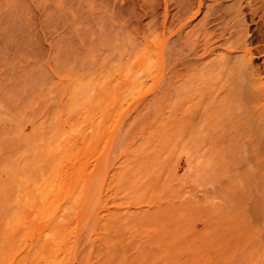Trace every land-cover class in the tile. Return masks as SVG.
I'll return each instance as SVG.
<instances>
[{"label": "bare ground", "instance_id": "obj_1", "mask_svg": "<svg viewBox=\"0 0 264 264\" xmlns=\"http://www.w3.org/2000/svg\"><path fill=\"white\" fill-rule=\"evenodd\" d=\"M6 1H7V3H5V4H8L9 2H10V4H12L13 2H14V4L19 3L18 0H16L17 2L15 0L14 1L13 0L12 1L6 0ZM161 1H162V6H161L162 7V12H161L162 18H161V23H160L161 33H160L159 37H156L153 34V36H155L156 38H160V42H161V43L159 42L161 45V51L159 50V53H160L159 56L161 58L159 57V61L161 62V60H162V67L160 64L161 68L159 70V71H161V74L159 73V77H160V75H161V77L160 78L158 77L160 80L158 79V82H157V83H159V81H160V83L158 85L155 83L156 86L160 89V91H159V89L157 90L158 95L159 94L160 95L159 96L157 95V97H159V99H157V97H156V99L155 100L153 99V101H152V104L154 103L153 104L154 107L152 106L151 113L154 111L155 107L157 109V110L155 109L156 111H154L152 113L153 116L151 115L153 118H155V120L151 121L152 124L148 120V122L150 123V126L155 124L156 127L154 125L153 126L154 130H152V128H148L149 130L151 129V131H149V130L147 131V129L145 128L146 127L145 125H147L148 127H149V125L147 123L143 122L142 126L140 125L141 126V129H140V133H141L140 135L141 136L140 137H142V139L144 140L143 142H146V143L149 142L148 143L149 145L153 143V140H154L153 138L154 137L157 138L159 135L162 138L164 136L165 141L167 140L166 143L168 141L170 143L173 141L172 142L173 144L171 143L172 144L171 145L169 143V145L171 148L173 147L171 149L173 151L176 150V148L178 149L177 153L179 152L180 158H178L177 163L180 161V159H182V156H183L185 159H182V160H183V162L185 161L184 164H186L188 166V168H189L188 171L190 170V172H187V174L188 173H190V174L187 175L185 173L186 175H184L183 171L185 169L183 168V171H181V172H182V175H184V176L180 175L181 176L180 178L175 179L177 181V186H176L177 191H174V193L173 192L170 193L168 190H170L172 188L171 186H174L173 184H171L169 182L170 178L169 179L166 178L167 174L165 175V173H164L165 178L160 177L161 176L160 173L162 170H163V172H167V170L170 171V169H171V168L167 169V166H170V165L165 166L164 163L161 162L162 160H160L163 158V155L162 156L159 155L161 152L164 151L166 153L168 151H171V150H169L170 147L167 148L169 145L168 144L166 145V143H164L165 142L163 140L164 138L163 139L160 138L163 140V141H161V140H159V137H158V139H156V141L159 140V142L157 141L158 143L154 140L157 143V145H159L158 147L161 148V152H159V154L157 153L158 152L157 150L159 148H157L156 143L155 142L153 143L154 146H156V147L150 145L153 147V150H154V153H152L153 154L152 156H151V154L149 155V153L152 152V150L149 151L150 146L147 145V146H149L147 148V149H149V150H147L149 152L147 153V151H144V152L142 151L143 149H145L143 146L144 145L146 146V144L144 143L143 146L141 144V146L143 147L141 149V151L144 154L147 153L146 154L147 157H149V159L152 160L151 162H150V160L148 162H146L147 160L144 162L143 158H141L144 154L141 157H139V158H141L140 162L145 163V164L143 163V165H145L144 167H147V165L151 166L152 164L154 165L155 163H158L157 165L154 166V168H156V169H154L153 166L147 167V170L149 168V171L151 170V173H153V174L155 173V177L153 179H152V177L154 175H152L150 173L149 177H151V179L148 177L149 178V180H148L147 174L149 172H147V174H145L143 176V174H142L143 171H139L140 169L138 168V166H136L134 163L128 162V159H129V156L127 155L128 153H123L124 149L126 148V145L129 146V148L131 146V143H130V145L126 144L123 146L122 144L124 142L123 143L119 142V141H121V139H125L126 133H124V131H123V133L121 134V137H122L121 138L120 135L117 136L116 132H114L113 135L116 134L115 138H116V136L118 137L115 140L112 138L113 135H110L111 137L108 136L107 133H109L110 131L108 130L107 127H109V129H110V126H112V124L111 123H110V125L107 124V122H106L107 120L105 117L110 116L112 118V119L108 120V123L112 120H117V119H118L117 123H119L120 122L119 120L123 116L120 115V113H118L119 112L118 106L121 104V103L119 104L118 102H121L120 100H121V98H123V95L127 94L126 95L127 97H129V96L131 97V95L134 94L131 91V86L129 87V84H130L129 80H131V79H129V78L125 79L124 78L125 74L127 72H124V71L120 72L119 70L117 71V69H122L125 71L127 70V67L125 65L123 66V64H125V63L122 62V60H121L122 57L120 59V57H118V55H115V54H117V52L119 50L123 49V46H120V47L118 46V48H116L115 45L116 44L118 45V41L115 45H113L116 49L112 48L113 46L111 45V43L108 46H111L112 49H107L108 46L106 45L107 46L106 47L104 45L105 43L103 44L100 41L105 46V48L107 50H112V52L114 51L113 52L114 55H113V53H111V56H110L111 51L109 52V54L106 53V52H108L107 50H106V52L104 49H103L104 52L101 51L103 46L101 47V50L97 48L100 45V43L99 44L96 43L98 41V37L96 38L97 41L95 42L97 45H94L95 44V43H93L94 38L92 37L93 39H91V40H92L93 45L91 44V42H89L90 43L89 46L92 45L91 48L89 49V46H88L87 52H86V49L84 50V52L82 51L84 54H87L88 52H90L91 56L90 57L85 56V55L83 56V54L81 52L79 54L81 56L80 57L77 56L78 57L77 58L76 57V55L78 54L77 53L76 55H74L75 57H72V59H73L72 62L74 61L75 58H77V60L75 59L77 64L75 61L73 63L71 61H69V62H71L69 65H67L69 63L67 61H65L67 64L66 63L63 64L64 59L62 58L61 54H60V56L62 59H60L59 58L60 56L58 54V53H62V52H57L58 57H56L54 54V58L56 57L58 60H61V61H58L56 59H53L54 61H58L57 64H56V62L53 61V63H54L53 66L55 67L57 65L56 66L57 68H55V69H58V70L54 69V73L56 72L57 74H55V76L53 74V76L55 78L57 77L56 78L57 80H55L54 83L52 82V85L51 84H50V86L47 85L48 87L54 86L53 88H47L46 87L45 89H42L39 87L40 82H41V84L43 83V85H44V80H47L45 78L46 77L45 74L41 76V78H43V79L40 78L38 81L36 80V78L34 81L31 78H29L31 76V72H34L36 70L38 71V69L33 68L34 71L30 70L31 72H29V74H30V76L28 75L29 76L28 77L29 82L32 80L31 81L32 83H34V84L37 83L38 84V85L36 84L38 86L37 89L39 88L42 90V91L38 90L40 92H37V90H34V88L36 89L35 85H34V88L32 86H30L31 82L28 85V83H27L28 79L26 77L28 74L27 73L28 69H26V67H27L26 66L25 69L27 71L25 70L23 72L22 71L23 69L21 70V72L24 73L23 76L25 77V79L23 78L22 75L20 77V78H23L21 80L22 82H24L27 79L25 86L23 85L24 87L20 88L16 84V86L19 88V90H18V89H16L17 87L15 85H13V83L15 81L13 83L11 82L12 85L15 86V89H16V90L13 89V91H10L11 94L14 96L17 94L16 92L14 94L13 93L14 91H19V93L21 92L20 94H17V96L19 95L18 98L16 96H14V98H12L13 96L8 95V93L5 91L7 93L6 95L4 94L6 97L3 96V94H2V96L4 97V99L5 98L6 99L1 100V99H3V98H1L2 97L1 93H5V92L1 91L3 86L2 87L0 86L1 87L0 88V92H1L0 93V96H1L0 97V100H1L0 101V264H69L70 255H73V252H74V250H72V249L75 248L74 245H76L79 242V240H80V242H82L81 239H83L82 237L84 236V234L86 235L85 236L86 238L89 235H93L92 238H94V240L96 238H98L101 234H102L101 237L103 236L104 232L103 233L100 232L101 234L99 236L97 235L98 237L95 236L97 234V232L100 229H102L101 225H103L102 224L103 218L100 219L98 214H94L91 217V214H93V211L95 212V210H93V211H91V210L93 209V207L98 208L99 207L98 205L100 203L98 202L99 203L98 204L97 202H95L98 205L97 206L94 205V201L97 198H96L95 194L92 195V193H90V190L94 188L95 183L96 184L100 183V181L98 182L99 178H101L103 181L104 180L107 181V179L109 180V178L107 177L108 175L103 174V171L105 169L104 168L105 165H107V168H109L108 164L111 167L113 165L115 159H116V156H114V153H113L114 148L111 147V148H109V150H107L108 147L110 145H112L110 143H113V141L115 144L117 143L116 140L119 142L118 145L121 143L120 146H123L122 147L123 148L122 153H123V155L124 154L126 155L124 158L125 162L123 161V163H124L123 168H126V171L125 170L124 171L128 172L129 170H127V166L130 168V167H132L131 165L133 164L135 166V168L137 167L136 169H138V171L140 172V173L138 172V176L140 178L137 176L136 180H138V181L140 180L141 182L139 181V183L141 184L143 182V179H141V177L142 176H143L142 178L145 177L144 178L145 182H143V183H144V185H146V188L148 186L147 189L151 190V191L147 190L149 192V194L147 193V196H150V197H146V195L143 194V196L141 198H139V200L142 199L141 204L140 203L139 204L142 205L143 199H144V201H147V202L149 200L148 203L144 202V204L149 205V203H151L149 206L148 205H146V206H148V207H150L152 205L154 207H155V205L157 206L155 208L152 206L154 209H150L147 207L148 209L146 211L148 214L149 212L152 213L153 212L152 210H154V212L151 216H152V219L154 220V223H156L155 227L157 230H155V227H153L154 226V223L152 222L153 220L150 219L151 224L153 223L152 228H153V230H155V231H152V233L154 235H155V233L164 234V235L160 234L159 237H161V236L165 237V234H168L169 236L166 235L165 238H162V237L158 238V235L156 234L158 241L156 239L157 244L156 243L154 244V242H153V241H155V239H153L154 235L150 234L151 236L147 240V241H149V242L151 241L153 243V244H150L146 241L142 242L143 240L140 242H138L137 239L133 240V239H135L136 236L133 234L134 232H130L131 237L132 236H135V237L130 238V236H129L130 234H128L129 238L127 237L128 240L125 241L124 237L122 238L123 233L121 231V230L125 229V228H123V225H124L123 223H125V221H123L121 219H120L121 220L120 221L118 218H116V219H118V221L122 222L121 224H123V225L120 224L121 225L120 228L122 227L123 229H120V230L118 229L119 230L118 231V230H116L118 228V226H117L118 224L113 227V224L111 223L112 221L108 222L110 220L107 221L105 219L108 223H110L109 224L110 226L107 225L104 228L109 229V227L110 228L117 227L114 230H115V232H118V235H119V236L116 235L117 233L115 234L113 229H112V231L109 229L111 232H114L113 238H112V236L110 238H108V235L106 233L104 234L107 236L106 237L107 243L104 242V244L106 245V247L104 246L105 250H108L109 247H110V249L114 250L116 248V246H119L120 244H122L120 246H126V244L129 246L130 244H128V243H130L129 241L131 240V243H132L131 246H133L134 248L137 247L136 249L138 251L140 249H142L139 251V253L140 252H143V253L147 252L148 247L150 250L152 249V251L156 250L155 252H152V251L150 252L151 256L155 257V258H152L151 256L148 257V259L152 258V260L154 262V263H150V259L149 260L147 259V257L145 256V253L144 254L143 253H140V254L137 253L138 256H136L137 254L134 255V251H136V252H138V251L135 250L133 247L132 248L134 250L129 251V250H131V248H130L131 246H129L130 249L126 246L129 249L128 250L129 254L132 253V256L133 255L135 256V258L131 256L132 257L131 260L134 258L137 261L138 260L141 261L144 258V263L149 262V264H155V263L156 264H163V263L164 264H173V263L175 264V262H177L178 260L173 262V260L166 258V257L171 256V254H172L171 257H173V254H174L173 252L175 251L174 245H176L174 242H179V244L177 243L178 245H180L182 242L187 243L190 240H188V241L186 239L184 240V237H181V236H183V234H184V236L187 234L193 235L194 233L196 234V230L198 231L197 233L199 234L198 228L195 229V227H192V224H193L192 222L199 220L200 217L198 219L196 218V217H198L199 213H196V212L200 211V213L202 212V214H203L204 209L207 208V206H206V205H208L207 203H209L210 206L208 205L209 207L206 209V210H208L207 211L208 213H206V218H208L212 215L211 214V203L213 204L216 202L214 200H213L214 202H212V198H214V199L217 198V199H219V201L221 200L223 204H224V200H225V204H224L225 207H224V205L222 206V204L220 205V202H216L215 211H214L215 213H213L215 215L214 216L212 215V218L216 217V213L218 216L221 215L220 220H219V218L217 220H216V218H214L212 220V221H214V220L218 221V223L220 222L219 226H221V227L218 228L214 225L216 228L213 230H215V231H211L213 233L210 234L209 230H211V228L208 229V227H207L204 229L203 227H206V226H202L203 230L202 229L200 230V232L202 233V235L200 233L202 238H203V235H205L204 233H206V235H207L208 234L207 232L209 231L210 239H215L218 235H220V234L217 235V233H219L216 231L217 228H218V231L223 233L224 231L219 230L223 227L222 229L229 228L228 232L230 231L229 232L230 237H233L231 235V233H233V232H231V231L236 230L237 232L234 231L236 233V235L234 234L235 239L237 238L238 240H241L244 242L246 240H248V241H246V244H243V243H240L239 241H237V239H236L237 243H234V241L232 239L231 240L226 239V241H227L226 244L228 246H231L232 248H233V246H234V248H235V246H237V250H238V246H239V248L242 247L241 249H243V250L245 249V250H249L252 252L254 250H251L252 248L250 246H248V247H250V249L249 248L246 249L247 246L245 247V245H249L247 243H250L253 247L254 244H252V243H254V241L256 242L255 243L256 245L259 244V243H257L258 240L256 238L259 234L257 236L253 235V234L254 233L257 234V232H258L260 234L262 233V235H259L260 237H262L264 235V0H223V1H225V5L222 2H220V0H211L212 1L211 4L205 3L207 0H197L196 10H193V11L191 10V8L193 5H195L194 0H161ZM56 4H58V2ZM12 5L9 6V4H8L7 7H10V9H11ZM16 5H14V6H16ZM172 6L175 9L174 14L173 13L171 14ZM14 8L16 11V7H14ZM62 8H63V6H62ZM152 9L154 10L153 7H152ZM193 9H195V7ZM203 9H204V12H203ZM8 12H10L9 15H11V13H13L14 11L9 10ZM201 13L202 14L204 13L201 20L198 21V23H196V25H193L192 24L193 21H195V19ZM7 18H9V17L7 16ZM190 26H191V29H189ZM150 28H152V27H150ZM158 28H159V26H158ZM104 29H105V27L103 28V31H104ZM147 30L150 33L148 34V31H147V33H144L142 35L147 34L148 35L147 37L149 38V36L152 35L151 33H153L154 31L151 29L153 31L152 32L149 28ZM121 33H123V32H121ZM121 33L120 32L119 33L114 32V34H117V36L116 35L115 36L118 37V34H119L120 35L119 37H121L122 41H123V37H122L123 34L121 35ZM110 34L107 33V36ZM112 35L110 37L108 36L109 38H107V39L110 40ZM96 36L97 35H95L94 37H96ZM115 36L112 37V41L114 40ZM125 36L127 37V35H125ZM101 37L106 38V35H102ZM126 37H124V43L121 41V43L126 44V46H127V41H129L128 44H130L132 40L135 41V38L131 40V38H129V36H128V38L130 40L128 38H127L128 39L127 40ZM144 37L142 36V38H144ZM83 38H84L83 36H82V39L79 38L80 41L81 40L83 41L85 39V38L84 39ZM102 38H100V39H102ZM146 38H145V40L143 39L144 40V46H142V48L143 47L147 48L148 47L147 44L149 45L150 43H153V41H151V39L149 40L150 41L149 42L148 38L147 39ZM134 41L130 44L131 46L127 47L126 53L124 52L126 55H123V56H126V59H129L130 57L133 58V54L134 55L136 54L135 57H137V59H138L139 54L137 52L140 51L139 53H141L142 55L140 54L139 58H144L147 55V54H145V56H144V53H148L149 50L145 51L144 49H146V48H143V50L145 52L142 53L143 51H141L142 50L141 48L136 47V49H135V47H134V49H135V51H134L133 49H131L133 47L132 45L136 46L137 44L141 43L140 40H138L140 43L135 42L136 44L134 43ZM119 45H121V44H119ZM141 45H143V44L141 43ZM93 46H95L97 49L93 48ZM126 46L124 45L125 48H126ZM121 47H122V49H120ZM138 47H140V46H138ZM92 48H93V50L91 51ZM128 48L130 49L129 52H128V50H129ZM137 49H141V50L138 51ZM148 49H149V47H148ZM99 50L101 51L102 55H103V53H106L104 55L105 64H108L106 62H109L107 60L108 59L107 56L109 55V60L112 64L114 61H115L114 63H116L120 59L121 61L120 62L118 61V63H120V64L116 63V65L118 64V67L121 66L122 68L121 67L117 68V66L115 64H113V66H112V64H109V65H111L116 70H114L112 67L109 68L110 67L109 65H107L109 69L106 68V65H105V67L102 66L103 64L101 63V60H102L103 56L101 55V60L97 58L98 56L100 58V54L97 55ZM131 50L134 51V52L132 51V53H131L132 56L130 55ZM93 51L97 52L95 54L96 56L94 55ZM115 51H117V52L115 53ZM72 53H74V52H72ZM121 54H122V52H121ZM127 54H129V56H130L129 58H128ZM93 55L98 60H96L95 57H93ZM115 56L117 59L115 58ZM50 57H53V56L51 55ZM83 57H85V58L89 57V58H88V60H87V58L85 60ZM81 58H83L86 61L85 64L87 66H88L87 63H89V65L91 64L92 68L95 67L94 70L92 68H89V69L93 70L92 72H91V70H89V71L86 70L87 66H85L84 61L82 63H80ZM113 58H115V60ZM132 58H130L129 60H131ZM111 59H113V60H111ZM126 59H125V61H126ZM137 59H134V61L132 59L133 62L131 61L129 65L130 66L132 65L130 68L131 69L134 68V71H136L135 73H137V74H135V75H137L136 76L137 78L135 80L139 79L138 82H140V80L143 78L142 77L143 74H145V73L148 74L150 72V70L146 72L145 68L147 69V67H149V64H151V63H150L149 59H148V61H149L148 62L147 59L145 58L143 64H141L143 67L140 65L142 67L141 70L143 69V73H140V70H139L140 66L138 69H136L135 63L141 59H138V60ZM62 60H63V63H62ZM65 60H67V59H65ZM78 60H80V61H78ZM99 60H100V62L98 65L97 61H99ZM129 60H128V62H129ZM59 62H61V63H59ZM145 62H147L149 64L147 65ZM132 63H134V65ZM92 64L98 65L97 69H96V66H93ZM144 64L147 66L145 67ZM70 65L71 66L73 65V66L71 67ZM60 66L64 69L62 70V68ZM102 67L104 70L102 69ZM125 67H126V69H125ZM18 68H19V66H18ZM45 68H46V65H45ZM130 68H128V71ZM15 69H17V67ZM51 69H52V67H51ZM87 69H88V67H87ZM99 69L101 72H103L101 74L99 73V75H103L105 73L104 74L106 76L105 78L108 77L107 76L108 73H110V74L113 73L115 75V72H117V75H118V72H120L119 76H117V78L119 77V79H121L120 76L123 74L121 77L124 78L123 80H125V82L121 83V81H123V80H120V84H117L118 82L116 80L115 81L117 83L114 81L112 82L111 79H116L113 74H112V76L109 75L110 79L108 77L106 79L107 81H105L104 76H102V77L100 76L101 77V79H100L99 75H98ZM105 69H107V70H105ZM148 69H150V68H148ZM8 70L9 69H7V71ZM108 70H109V72L107 73ZM144 70H145V73H144ZM52 71H53V69H52ZM57 71H59V72H57ZM18 73H19V71H18ZM90 73H92V74L94 73L93 75H95V76L92 77V75H90ZM129 73L130 72H128L126 75L128 76ZM138 73H140L139 78H138ZM10 74L8 76L11 77L12 74L11 75ZM58 74H60V75H58ZM147 74L145 75L146 78H147V76H149ZM35 75L32 76V78H34ZM49 75H51V74H49ZM140 75H142V76L140 77ZM51 77H52V75H51ZM128 77H131V75H129ZM15 79H16V81H18L17 80V79H19L18 76ZM51 79H53V77ZM97 79H100L101 83H97ZM40 80H42L43 82ZM56 81H58L57 85H53V84H56L55 83ZM100 81H98V82H100ZM102 81L105 84H103ZM108 81H109V83H108ZM126 81H129V82H126ZM141 81L144 83V80H141ZM45 82H47V84H48V81H45ZM135 82L136 83H134V84H136L140 90L141 89L140 87H142L143 83L140 82L142 85L139 86V84H137V81H135ZM95 83L98 84L99 85L98 87H101V88L103 87V85H104V88L106 86L108 87V84L109 85L111 84L110 85L111 88H113L115 85L116 86L114 87L115 90L113 89V91H111L110 86H109L110 90L108 88H106L107 91L103 90L104 88L99 89L101 91V93L98 92L100 95L98 94L99 97H97V98L98 99L100 98V99L96 100L97 103L95 102L96 103L95 107L97 106V107H99V109H97V107H96L95 108L96 110H93V107L90 108L89 104L87 106V103H88L87 97L89 98V95L84 96V93L89 94L90 93L89 88H94L93 86L95 85ZM100 84H102V85H100ZM1 85H3V84H1ZM119 85L120 86L123 85V87H126V89L125 88L122 89L123 87L121 88V87H119ZM136 85H135V87H136ZM13 86L11 88H13ZM84 86L89 91L85 90ZM118 87H119V89H118ZM128 87H129L131 92H129V89H127ZM138 87H136L137 89L135 88V91H136V92L134 91L135 94H137V92L141 91V90L138 91ZM25 88H27V90H29V91L31 90V92L36 91L37 93H39V94H36L35 92L34 93L32 92L34 94L33 95L34 97L32 98V96H31V98H32L31 102L35 99V100H37V102H39V104L41 103L42 106L37 105V106H39L37 108L41 107L42 110L40 109V112H39V109L36 110V112L38 111L40 113V115L38 114V112L35 113V109H37V108H34V107H36L35 105L37 102L33 105L27 104L26 102H24V104L22 103L23 101L20 98L22 96L24 97L23 93L25 94V92H24L26 90ZM116 89L120 93V99H119V94H117L118 92H116ZM120 89L125 90L126 91L125 94L123 91H122L123 94H121ZM102 90L104 93H102ZM29 91H28V93H29ZM95 91H98V89L96 90V86H95ZM107 92L110 93L111 97L109 96V93H107ZM114 92H116L115 94H117L118 99L116 98V95L114 94ZM128 92L131 93V95ZM26 93H27V91H26ZM105 93L107 94V96H105ZM103 94L107 98H104V99L101 98L103 96ZM126 96H124V99L125 98L126 99H125V101L123 99V102L128 103ZM35 97H37V98H35ZM90 97H91V94H90ZM108 98H110V99H108ZM83 99H85V101H82ZM102 99L104 101L106 99L109 100V102L107 100L105 101V103L107 102V105L105 103H102V102H104ZM19 100L21 102H19ZM89 100H90V98H89ZM156 100H159V101H156ZM112 101H116V103H114V102L112 103L113 105L116 104L114 106V108H112L113 105L111 106ZM34 102H32V103H34ZM92 102H94V101L92 100ZM20 103H22V104H20ZM101 103H102V106L99 105ZM117 103H118V105H117ZM11 104H12V106H11ZM8 105L11 108H9ZM121 105H123V104H121ZM121 105H120V108H121ZM43 106H45V108H42ZM105 106L106 107L111 106V108H109V110H107V108ZM159 106H161V107H159ZM29 107H32L34 109V110H32L33 115L35 114L34 116L32 115V112H31V115H32L31 116L28 112L29 110L27 111V109ZM116 107L118 109V112L115 111ZM100 108H101V110H100ZM43 109H45V110H43ZM110 109H114L113 111L117 112V113H115V115L119 114L118 117L114 118V116H113L114 113L112 114V111H110ZM159 109L161 110V112ZM2 110L3 111L6 110V112H3ZM106 110H107V112H106ZM42 111H44L43 114H41ZM97 111H99V112L102 111V112H101V114H97V113H99ZM103 112H105L104 113L105 117H103V115H102ZM108 112H111V114ZM155 113L157 114V116H154V115H156ZM96 114L99 116H97ZM161 114H162V118H159V119H161V120H159L160 121L159 122L158 120H156V118L158 119V116H160ZM100 115H102V117H103V119L101 118L102 120L100 119V117H101ZM110 117H108L107 119H109ZM141 117L144 120L148 119L144 115H141ZM97 118L100 120L99 121L96 120ZM123 119H124V117H123ZM96 121H98L99 124H101V121H103L102 123L104 126L106 124V127H104V130H102L103 125L97 126V124H95V123H98ZM104 121H105V123H104ZM154 122H156V123H154ZM26 123L30 124L31 128L30 127L29 128L32 130L29 131L26 135H22L23 134L22 133V127L24 124L26 125ZM87 123H89V125ZM92 123H93V125H92ZM112 123H113V127H114L116 122L112 121ZM117 123H116V127H117ZM121 123H123L122 119H121V122L119 123V127L121 126L120 125ZM87 125H88V127H87ZM90 125H91V127L93 126L94 128L93 127L91 128ZM85 126H86V129H85ZM140 126H137L136 128H134L135 132H136L135 134H137ZM158 126H159V128H158L159 132L157 131ZM66 127H67V129H66ZM97 127H101L100 130H98L99 128L97 129ZM112 128H111V131H115L117 129V128H115L114 130H112ZM137 128H138V130H137ZM144 128L146 129V131L144 130ZM84 129L87 131H85ZM89 129H92L93 131L92 130L90 131ZM122 129L118 128L117 132H118V130L122 131ZM155 129L158 133H160V132L161 133L159 135H157V133H155L156 132ZM83 130H84V132H83ZM106 130L109 132H107ZM99 131L100 132L102 131L101 133L105 132L104 137L107 134L106 136L108 138L113 139V141L111 140L112 142H110V139H109V141L107 139L105 140V141L110 142V143H107L110 145L109 146L107 145L106 154L105 153L104 154L107 156V151H108V153L111 152L109 154L110 156L108 155L110 157V158H108V160H107V157L105 156L106 162L110 161V162H112L111 164L109 162L108 164L105 163V164L101 165V162L99 161L100 158L102 159V157H101L102 153L99 152L100 151L99 148H101V150H104V148H105V147L102 148L104 146V142H100V141L98 142V140H101L100 138H102V136H103V134H100ZM132 131L130 130V132H128V131L127 132L130 135L132 133ZM91 132H93V133L91 134ZM149 132H151V133H149ZM118 133L120 134V132H118ZM124 134H125V137H123ZM97 136H100V138L98 139ZM149 136H151L153 138H151ZM95 137H97V138H95ZM119 137L121 139H119ZM148 137H149V140L151 141V143L147 139ZM166 137H167V139H166ZM93 141H95L96 143L95 142L93 143ZM123 141H125V140H123ZM97 142L100 143L101 145L103 143L102 147H100L101 145L99 144V147H98L99 153L96 152L97 151V148H96ZM162 142L164 143V145H161V144H163ZM118 145H115V146H118ZM173 145H175L176 147ZM84 147L87 148L88 150L85 149ZM152 147H150V148H152ZM94 148L96 149V151ZM129 148H126L125 150L128 149L127 150V152H128ZM156 148H157V150H156ZM162 149H164V150L162 151ZM91 150H93V153L95 151L96 154L100 155V157L95 155L97 159L99 158V160H97L95 158L93 165H92V161H90L91 163H88V159L93 160V157H95V156H93L94 154L91 153L92 152ZM85 151H87V152H85ZM139 151H140V149H139ZM155 151H157V152H155ZM83 153H88L89 156H91V154H93L92 155L93 157L88 158L89 156L87 154L83 155ZM155 153H156V155H155ZM161 154H163V153H161ZM112 155L115 157V159L113 158ZM115 155H116V153H115ZM111 156H112V158H111ZM153 156L154 157L160 156V159H158V157L156 158V160L157 161L159 160V161L155 162L156 160H154L155 158H153ZM85 157H87L88 159L87 158L84 159ZM143 157L145 158V155ZM139 158H137V159H139ZM83 159L87 163L85 161H83ZM112 159H113V161H112ZM125 159H127V160H125ZM146 159H148V158H146ZM126 161H127V163L130 164V166H129V164H126ZM129 161H131V159H129ZM97 162H98V166H97ZM149 162L151 164H149ZM160 162L162 163V165ZM183 162L180 161L179 166L177 164V166H176L177 168L173 167V169L175 168L176 169L175 171H178L181 168V164ZM159 163L161 166L159 165ZM90 164H91V166H90ZM96 166H97V169L95 168ZM134 166H133V168H134ZM100 167L102 169H100ZM158 167H161L162 170L160 171V168H158ZM164 167H166V168L164 169ZM95 169L97 171H95ZM131 169H130V172L132 171ZM156 170H158L157 174L155 172ZM98 171H99V174H98ZM108 171H109V169H107V172ZM122 171H123V169H122ZM122 171H121V175L119 174V176H118L119 178L117 177L118 179H120V176L122 177V173L124 172V171L123 172ZM133 171H134V169H133ZM175 171H174V173H175ZM107 172H105V173H107ZM170 172L173 173L172 171H170ZM134 173H135V171H134ZM128 174H129V172H128ZM131 174L128 175L130 178L132 176ZM100 176H102V177H100ZM103 176H104V178L106 176L107 179L106 178L103 179ZM125 176L127 178L126 174H125ZM162 176H163V174H162ZM173 176H175V178H176V176H178V174L173 175ZM117 178H116V181H117L116 183L120 184L122 182V180L120 179L121 182H119ZM134 179H135V176H134ZM146 179L148 180L147 182L150 181V183H149L150 185L145 184ZM207 179L210 181V183L213 186L218 187L219 191L218 190H214V191H218L219 193L223 192L222 194L224 196L222 195L223 196L222 197L221 194L218 195L217 192H216L217 194H215L213 197H211V195H207L206 197L209 200H211L210 202L205 197L204 198L203 197H201V198L197 197L196 194L193 196H196L197 199H194L195 197H192V199L191 198L188 199L187 196H189L190 194H194L195 190L193 192V189L189 190V188H187V187H190L192 184L193 188H194V185H197L196 187L198 189V186L199 187H200V185L203 186L202 184H204L205 182L209 183V181H206ZM112 180H113V178H111V181ZM127 180L129 182V178H127ZM164 180L167 181V183L169 182L170 184H167ZM203 180H205V181L202 184H199L200 181H203ZM105 181H104V183L101 181L105 186L102 183H100V185L104 186V189L106 188L107 183L108 184L110 183L107 181L105 184ZM133 181L134 180L132 179V183H130V185L131 184L133 185ZM171 181H173V180H171ZM151 182H152V185H151ZM114 183H115V181H114ZM139 183H138V185H139ZM153 183L155 184L156 187L154 186ZM209 184L206 185V183H205V186H208ZM128 185H129V183H128ZM130 185L128 186L129 188L131 187ZM158 185L159 186L161 185L162 188H163V186L166 185L165 188L166 189L168 188V189L165 190L163 188L165 190L164 192L168 191L170 196H173L174 198H177V196L182 197L183 199L182 198L180 199L179 197H178V199H180V200L177 199L178 203H180V204L174 202V201H176V199L173 201V199L170 198L172 200L171 201L169 199L170 196L167 197L168 192L164 193L162 191L163 189L159 188ZM168 185H170V187ZM108 186L110 187L111 183L109 185H107V188H109ZM143 186H141V188H143ZM192 186L190 187V189L192 188ZM134 187H135V185H133L132 188H134ZM141 188H139V192L145 193L146 190L144 192L143 191L144 189H141ZM154 188H155V190H154L155 192H160V193L162 192V194L158 193L160 195L159 197H158V195H156L157 193L153 192ZM156 188L158 191L156 190ZM186 188L188 190H186V193H184L185 195H187L185 197V195L183 194L184 195L183 196L182 193L185 192L184 189H186ZM201 188H203V187H201ZM212 188H214V187H212ZM98 189H101V188L98 187ZM102 190H103V187H102ZM172 190H174V189H172ZM98 191L96 190L97 194H98ZM187 191L188 192L192 191L193 193L189 192V194H188ZM100 192L103 193L102 191H100ZM152 192L155 193V196L153 195ZM177 192L178 193L181 192V194H178ZM150 193H152V194H150ZM172 193H173V195H172ZM175 193H176V197L174 195ZM164 194H165V196H163ZM206 194H208V193H206ZM152 196H154L156 198V200L160 199L159 200V201H161L160 204L163 203L164 205L161 206L159 204V202L157 203ZM165 197H167V199ZM220 197H222V198H220ZM101 198H102V194H101ZM150 198H151L152 202L150 201ZM163 199H165V200H163ZM182 200H183V202H184V200H186L184 202V204H183ZM96 201H98V199ZM153 201H154V204H153ZM164 201H165V203H164ZM166 202L169 205H167ZM171 202H174L173 203L174 205L171 204L172 205L171 206L170 205ZM217 204H219L220 207L216 206ZM159 205H160V207H159ZM165 205H167V206H165ZM168 206H170V207H168ZM175 206H177V208ZM197 206H199V208H197ZM204 206H206V207L204 208ZM163 207L164 208L167 207V209H164ZM221 208H223L225 210V211H222L223 216L220 213V210H223ZM216 209H217V211L219 209V212H217ZM142 213H144V212H142ZM218 213H220V214H218ZM168 214H170V215H168ZM209 214H211V215L209 216ZM165 215H168L169 218H167V216H165ZM148 216H150V215H148ZM148 216H145V217L143 216V218H146V217L148 218L145 220L141 216H140L141 219L139 216H137V217H135V219L137 220L139 218L138 221H136L135 219L132 218L133 220L131 219V222L135 221L137 223L140 221V223L143 224L142 221H147V220H149V218H151V216L150 217H148ZM192 216L195 218V220H192L193 219ZM199 216H202V215L199 214ZM203 216H205V214ZM191 217H192V219H190ZM202 217L200 220L203 221V223L200 221L201 224L206 225V223H207V226H208V223L211 224V221H209V218H208L209 222H207V220H205V218L203 217L205 220L204 221ZM116 219L113 220V223L118 222V221H116ZM105 220L103 219V223L107 224L106 222H104ZM188 220H192L190 223V226H191L192 230L195 229L194 231H192L191 228L188 227V224H189ZM223 220H225V221H223ZM222 221H223V223H222ZM204 222H206V223L204 224ZM228 222L231 224H227ZM127 223H128V221H127ZM127 223H126V225L130 226V224H127ZM132 223H133L132 225H134V226L138 225L136 223H135L136 224L135 225L134 222H132ZM114 224H116V223H114ZM148 224L151 225L150 223H148ZM184 224H187V225H184ZM232 224L237 226V227L234 229L235 226L232 227L233 226ZM126 225L124 227H126ZM186 226L189 228V230L193 234H191V232L187 233V234L185 233L186 231L189 232L188 228H187V230H185V232L184 231L182 232V229L183 230L186 229ZM214 226L212 224V226H209V227L214 228ZM132 227L131 228L127 227V229L128 230L133 229ZM237 228L242 233H240ZM103 231H105V230H103ZM120 231L122 234H119ZM156 231H158V232H156ZM203 231H204V233H203ZM111 232L110 233L108 232L109 236L112 235ZM125 232H126V230H125ZM125 232H124V234H126ZM148 232H151V231H148ZM214 232L216 233L217 236L213 235V234H215ZM228 232H227V234H228ZM237 233L241 234V235L239 234L240 237ZM170 235L172 237H174V238L171 237L174 240L171 239V245L172 246L170 245V241H168L170 238L168 240H165V241H167V243H169L166 245L171 246V247H169V248H171V250H168V249H166L167 246L164 244L166 246L165 247L163 245V243L165 242L164 239H167L168 237H170ZM200 235H199V237H200ZM211 235L216 236V237L214 238L212 236L213 237L212 238ZM248 235H250V236H248ZM252 235L256 236V237H253ZM156 236H155V238H156ZM223 236H225V235L223 234ZM247 236H248V238H247ZM251 236L253 237L252 240H254V241L251 240V238H252ZM120 237L122 238V240ZM190 237H193V236H190ZM199 237L197 235V239H196V235L194 236V238L198 241H199V239H198ZM220 237H221V235H220ZM29 238L32 239V241L27 243V240L30 241ZM104 238H105V236H103L102 239H104ZM185 238L188 239L189 236H187V237L185 236ZM194 238L191 239V242ZM219 238H218V240L220 241V244L218 241H217L218 242L217 243L215 240L211 241L210 239H209L210 241L206 240V242H209L207 244H209L210 246H212L214 244L212 246L213 250H215L214 248L216 246H217L216 250L219 247L220 248L218 250H222L221 248L223 246L221 245V243L223 244V240H220ZM242 238H244V239H242ZM245 238H247V239H245ZM249 238H250V242H249ZM254 238H256V239H254ZM73 239L75 240L74 245L72 244L74 241ZM89 239H90V236H89ZM159 239H161V241H163V243H160ZM205 239H207V238L205 237ZM223 239H225V238H223ZM92 240H90V241H92ZM107 240H109L110 242ZM117 240H119V241H117ZM132 240H133V242H132ZM201 240L199 242H201L203 245L205 240H204V238ZM115 241H117V242H115ZM135 241H137L138 243ZM229 241H231V242L233 241L232 245H230L228 243ZM134 242L137 244L136 247H135ZM194 242L196 243L197 241H194ZM199 242L196 243V244H198L197 247L201 245V244H199ZM206 242L204 245L205 247L207 245ZM225 242H224V244H225ZM238 242L240 243V245L238 244ZM91 243H94V242L92 241ZM102 243H103V240H102ZM112 243H114V244H112ZM142 243H145V244L143 245ZM185 243H183V245L181 244L179 246V249H180L179 253L180 254L178 253V256H177V259L178 258L180 259L178 261L179 264L181 262V258L183 260H186L187 255L189 256L190 254L195 255V253L196 254L201 253L200 251L190 253V251L192 252V249L194 247L197 249L196 244H195V246L193 244V247H191L192 246L191 244H190V246H188L187 244H186V246H184ZM211 243H212V245H211ZM104 244H102V245H104ZM107 244H109L108 248H107V246H108ZM138 244L139 245L141 244L142 248H140V246ZM147 244H148V247H147ZM160 244H162V246H159ZM226 244L223 248L226 247ZM241 244L244 246H242ZM81 245H82V243H81ZM152 245H153V247H154V245L155 246L158 245L161 249H163L162 253H165V252H167V253H165L163 255L160 252L162 250H159V247L156 246L157 248L156 247L153 248ZM209 245H208V247H209ZM79 246H80V244H79ZM145 246L147 249H144L145 250L144 251L143 248ZM163 246L165 247V249ZM173 246H174V248H172ZM187 246L190 248H188ZM204 246H203V248H204ZM96 247L94 246V248H96ZM99 247H100V245H99ZM185 247H187V250H185L186 249ZM231 247L230 248L228 247L229 253H230ZM195 248L193 249V251H196ZM204 249L205 250H202V247H201V249H199V250H202L201 254L209 255L208 253H204V251L207 252V250H209V249L208 248L207 249L204 248ZM226 249H227V247H226ZM226 249L223 250V253L221 251L218 252V250H217V253H219V255H223L224 253L227 254L225 257L224 256L220 257L217 253L216 254L218 256L217 255L215 256V258L220 257V260L224 257L223 258L224 260L222 259V261H221L222 264L224 262H225L224 264L230 263L229 261L231 260V258H232V260H234L236 258L235 257L236 253L238 254V252L242 251V250L236 251V249H234V250L232 249L233 251H236L233 254L234 255L233 256L234 259H233V257L231 256L233 251H231V254L229 255L228 251L225 252ZM116 250L121 251V253L123 251L122 254L120 253L121 255L117 251V253L121 256V258L124 257V258H122V260H120V262L122 261V263L125 262L124 261L125 259L128 260V262L126 260L125 264H133V263L139 264L142 262V261L141 262L140 261H138V262L132 261V263H131L130 258L128 259V257L130 255L126 254L125 251H127V250H126V248L124 249V247H120V249L117 248ZM216 250H215V252H216ZM100 251H101V249H100ZM169 251L171 254H169ZM158 252H160V253L158 254ZM213 252L214 251H212V250H211V252L209 251V253H213ZM247 253H248V255L250 254V252H247ZM257 253H258V251H257ZM257 253L254 251L251 253V256H252V254L256 255ZM147 254L149 255L148 252L146 253V255ZM154 254H158V255L161 254L158 257L163 258L162 256H164L165 257L164 259H166V260L162 259L163 261H161V258H158L159 260H155V259H157V255H154ZM166 254H167V256H166ZM182 254H183L184 258L181 257ZM239 254L237 257H239V256L242 257L241 256L242 252L240 255ZM244 254L247 255L246 251L244 252ZM76 255L74 254V256L71 258L72 259L76 258ZM78 255L83 257L82 254H78ZM207 255H205V256L203 255L205 257L206 261L204 260V258H201V255L198 256V254H197L195 257H198L199 260L201 259L202 262H203V260L205 262H207V261L210 262V259H208L209 257ZM255 255L252 256V258H254ZM206 256L208 258H206ZM259 256H261L260 252L257 255V258L256 257L254 258V261L255 260L258 261L257 259H260V264H262L263 263L262 259ZM262 256L261 257L264 258V255H262ZM137 257H139L141 259H138ZM195 257H193V258H195ZM249 257H250V255L248 256V259H247L248 263H249L250 259H251V261H253V259L249 258ZM90 258H92V256ZM105 258H107L108 260L111 259V262L110 261L108 262L107 259L105 260ZM105 258L104 259L102 258V259L107 264H109V263L112 264V262H113L112 260L115 259V258H108V256H106ZM193 258L189 257L187 259V261H183V260L182 261L185 264H193V263H191V261L189 262V260H193ZM212 258H211L212 260L215 259L214 256ZM242 258L241 259L236 258V259H238L240 262L242 261L241 262L242 264H244V263L248 264L247 262H243L245 258H243V259ZM99 259L101 260V258H97V259L95 258V260L93 258V259H89V260H91V261L93 260L92 263L97 264V263H101V261H103V260L99 261ZM174 259H176V258H174ZM196 259L197 258H195L193 260L195 264H202V262L201 263L196 262V261H198ZM226 259H227V261H228V259H230V260L227 262ZM82 260L83 259H81V261H80L81 264H83ZM168 260H170V261H168ZM217 260L220 261L219 258H217ZM217 260L215 259L214 261H212V264L215 261L217 262ZM96 261H99V262H96ZM118 261L119 260L114 261V262H117L115 264H118ZM129 261H130V263H129ZM234 261H236V260H234ZM234 261H232V262L236 264L237 261L236 262H234ZM256 261H255V263H253V262L252 263L253 264H259V262H256ZM263 261H264V259H263ZM87 262H90V261H87ZM186 262H188V263H186ZM205 262H203V264H205ZM216 262L214 264H216ZM178 263H176V264H178ZM252 263H249V264H252ZM70 264H72V262Z\"/></svg>", "mask_w": 264, "mask_h": 264}, {"label": "rangeland", "instance_id": "obj_2", "mask_svg": "<svg viewBox=\"0 0 264 264\" xmlns=\"http://www.w3.org/2000/svg\"><path fill=\"white\" fill-rule=\"evenodd\" d=\"M12 1V0H11ZM14 1V0H13ZM16 1V0H15ZM19 1V3L16 5V4H14V2L12 3V4H10V2L8 3L9 4V6L10 5H12V8L10 9V7H7L8 6V4H5V3H7V1L6 0H0V83L1 84H3V85H1L0 84V86L2 87V89H1V91L2 92H7L8 93V95H10V96H13L12 94H11V92L10 91H13V89L14 90H16V89H18L19 90V88L18 87H20V88H22V87H24L25 86V83H26V80H27V83H28V85H29V83L33 80H35V78H36V80L38 81L40 78H41V76L42 75H44L45 74V78L47 79V80H44V85H43V83L41 84V82L39 83V87L40 88H42V89H45L46 87L47 88H53L52 86L51 87H48V86H50V84L52 85V82L54 83V81L55 80H57L54 76H55V74H57L56 72L54 73V69L55 68H57L56 66L54 67L53 65H54V63H53V59H56V60H58L56 57H58V54H59V56H60V54H61V56H62V58L64 59V63H63V60H62V63L63 64H65L66 62L65 61H67V62H69V61H71L72 62V57H75L74 55H76L77 53V55H76V57L77 56H81V55H79L82 51L84 52V50L86 49V52L88 51V49H87V47L89 46V42H91V44H92V40L91 39H93L94 41H93V43H95L96 41H97V37H98V41L96 42L97 44H99L100 43V45H99V47H97L98 49H100L101 50V47H102V52H104V50H105V52H106V50L107 49H114L115 47L113 46V45H115L116 43H117V41H118V45L116 44L115 46H116V48H118V46L120 47V46H123V49H122V47L120 48V49H122V50H117V51H115V53L117 52V54H115V55H118V57H120V59H121V57H122V62H124L125 64H123V66L125 65L126 67H127V70L125 71V70H122V69H117V71L119 70L120 72L121 71H124V72H130L129 74H128V76L129 75H131V77H128L126 74H125V79L126 78H129V79H131V80H129V81H126V82H129L130 84H129V87L131 86V91H132V93H134V94H132L131 95V93H129V92H131L130 91V89H129V87L127 88V89H129V94L131 95V97L129 98V97H127L126 95H123V98H121V102H118L119 104L121 103V104H123V105H121V108H120V105L118 106V108H119V112H118V109H117V107H116V109H115V111H117L118 113H120V115H122L123 117H124V119H123V117L121 118L122 119V122L123 123H121L120 125V127H119V123L121 122V119L119 120L120 122L119 123H117V120H112L113 122H116L117 123V127H116V123H115V125H114V127H113V123H112V121H110L109 123H108V120H110V119H112L110 116H104L105 114V112H103V117H105L106 118V122H107V124H109L110 125V123L112 124V126H110V129H109V127H107L108 128V130L110 131H107V132H109V133H107L108 134V136H110V135H113V133L114 132H116V134H117V136H119L120 135V137H121V134L123 133V131H124V133H126V137H125V134H124V136L123 137H125V139H121L120 137H119V139H121V141H119V142H121V143H123L122 145L124 146V145H126V144H128V145H130V143H131V146H130V148H129V146H127L126 145V148H129V151L127 152V150H125L124 149V151H123V146H120L121 145V143L118 145V141L116 140V144L114 143V141H113V139L115 140L116 138H118L117 136H116V138H115V135L116 134H114L113 136H112V138L110 139V138H108L106 135H105V137H104V134H105V132L104 133H101L100 131H99V133L100 134H103V136H102V138H100V136H97L98 137V139L100 138L101 140H98V142L100 141V142H104V146L102 147V145H103V143H102V145L100 144V143H98L97 142V151H96V149H95V151L97 152V153H99V152H101L102 153V155H101V157H102V159L100 158V160H99V158L97 159L96 158V156L95 155H97V156H99L100 157V155L99 154H96V152L94 151V153H93V150H91L92 152L91 153H93V154H91V156H89V152L88 153H83V155H85V154H87L89 157L88 158H90V157H93V156H95V157H93V160L92 159H88L87 157H85L84 159H88V163H91L90 161H92V165H93V162L95 161L94 159L96 158L97 160H99L100 162H101V165L102 164H108L110 161H108V162H106V158H105V154H106V148H107V145L109 146L110 144H112V145H110L109 147H108V149L107 150H109V148H111V147H113L112 149L115 151H113V153H114V156H116V159H115V157L113 156V158L115 159V161H114V163H113V165L110 167V165L108 164V167L109 168H107V165H103L104 166V171H103V174H107L106 176L109 178V180L106 178V176H105V178L107 179V181L108 182H110L111 183V186L109 187V188H107V185H109L108 183H107V185H106V188L104 189V181L101 179V178H99V180H98V182L100 181V183H102L103 185H100V183H98V184H94V190L93 189H91L90 190V193H92V195L93 194H95L96 195V198L98 199V201H94V205H98L99 203L101 204H99L98 206V208L97 207H93V209L91 210V211H93V210H95V212L93 211V214H91V217H92V215H94V214H98V216L100 217V219L101 218H103L104 220L106 219L107 221L108 220H110V221H108V222H111L112 224H113V227L115 226V225H117L118 226V228L117 227H115V228H117L116 230H120V229H123V228H125L124 230H121L122 231V233H123V235H122V238L124 237V240L125 241H127L128 239H127V237H128V234H130V232H134L133 234L136 236H132L133 238L135 237V239H133V240H136L137 239V241L138 242H140V241H142V242H148V243H150V244H153L151 241L149 242V241H147L148 240V238L153 234L152 233V231H155V230H157L156 229V227H155V224L156 223H154V220L152 219V214H153V212H154V210H152L153 212L151 213V212H149L148 214H147V209L148 208H150V209H154L155 207H157L156 205H155V207L153 208L152 206H150V207H148L151 203H149V205L148 204H144V202L146 203L147 201H144V199H143V204L142 205H140L141 204V200H139V198H141L142 196H143V194L144 195H146V197H150V196H147V193L149 194V192L147 191V190H149V189H147L148 188V186H147V188H146V185H144V183L143 182H145L144 181V178H142L145 174H147V172H149L148 174H147V179L149 180V178L151 179V177H149V174L151 173V170L149 171V168H148V170H147V167L149 166V167H151V166H153V168H154V166L155 165H157L158 163H155L154 165L152 164L151 166L150 165H147V167H144L145 165H143V163L146 161V162H148L149 160H150V162L152 161L151 159H149V157H147V153L149 152V151H151L152 150V152H150L149 153V155L151 154V156L153 155L152 153H154V150H153V147L152 146H154V142L156 141V139H158V137H159V140H161V141H165V138H164V136H163V138L162 137H160V133H158L159 131H158V128H159V126L157 127V131H156V129H155V133H157V135H159L157 138H153V137H151V136H149V137H151V138H153L154 140H153V143L152 144H150V145H152V146H150L148 143H146V142H143L144 140L142 139V137H140L141 135V133H140V129H141V126H142V123L143 122H145V123H147L148 125H149V127L147 126V125H145L146 127V129H147V131L149 130L148 128H152V130H154L153 129V126L155 125L154 123H156V122H154L153 124L154 125H151L150 126V123H151V121H153V120H155V118H153L152 116V113L154 112V111H156L157 109H156V107H155V109H154V111L151 113V110H152V106H153V104H152V101H153V99L155 100L156 99V97H157V95H158V87L156 86V84L158 85L159 83H160V81H159V83H157L158 82V79L161 77V75H160V77H159V73L161 74V71H159L160 70V68L162 67V60H161V62L159 61V55H160V53H159V50L161 51V45H160V38H156V37H159L160 36V33H161V29H160V23H161V18H162V1L161 0H18ZM42 1V2H41ZM17 2V1H16ZM41 2V3H40ZM58 2V4H56ZM194 4L195 5H193L192 6V8H191V10L193 11V10H196V4H197V0L195 1L194 0ZM211 0H207L205 3H207V4H211ZM220 2H222L224 5H225V1H223V0H220ZM62 3V4H61ZM161 4V5H160ZM14 5H16V6H14ZM63 6V8H62V6ZM61 6V7H60ZM14 7H16V11H15V8ZM152 7L154 8V10L152 9ZM195 7V9H193ZM61 8V9H60ZM9 10H12V11H14L13 13H11V15H9L10 14V12H8ZM173 11V12H172ZM203 12H204V9H203ZM174 14L175 13V9H174V7L172 6V8H171V14ZM16 14V15H15ZM204 14V13H203ZM203 14L201 13L196 19H195V21H193V25H196V23H198V21H200L201 20V18H202V16H203ZM7 16L10 18H7ZM11 16V17H10ZM14 16V17H13ZM16 17V18H15ZM11 22V23H10ZM159 26V28H158V26ZM105 27V29H104V31H103V28ZM150 27H152V28H150ZM152 29L151 31L153 32V33H151L152 35H150L149 36V38L147 37L148 35L147 34H145V35H142V34H144V33H147V29ZM146 29V30H145ZM188 29V28H187ZM186 29V30H187ZM189 29H191V26H190V28ZM142 31V32H141ZM146 31V32H145ZM157 31V32H156ZM160 31V32H159ZM188 31V30H187ZM105 32V33H104ZM114 32H117V33H121V32H123V33H121V35H122V37H123V41H122V38L121 37H119L120 35L118 34V37H116L117 36V34H114ZM107 33L108 34H110V35H108L109 37L112 35V37H114L115 35V38H114V40L112 41V37H111V39L109 40V39H107V38H109L108 36H107ZM150 32L148 31V34H149ZM153 34L156 36H153ZM95 35H97L96 37H94ZM102 35H106V38H102L101 36ZM125 35H127V37L125 36ZM138 35V36H137ZM158 35V36H157ZM82 36L85 38H83L84 40L82 41H80V39H82ZM128 36H129V38H131V40L132 39H134L135 38V41L134 40H132L131 41V43L134 41V43L135 42H139L138 40H140V42L143 44V45H141V43L140 44H137L138 46H140V47H138L137 45L135 46V45H132L133 47L131 48V49H133L134 51H135V49H136V47L137 48H141V49H137L138 51L139 50H141V51H143L142 53H144L146 50H149V52L148 53H144V56H145V54H147L146 56L148 57H144V58H139V55L141 54V53H139V52H137L138 54V59H141V60H139L138 62H134L135 63V65H136V69H138L139 68V66L141 65V64H143V62H144V59L146 58L147 59V61H148V59H149V61H150V63L151 64H149V63H147V62H145L147 65L149 64V67H147V69L148 68H150V69H146L145 68V70H146V72L147 71H149L150 70V72L147 74V73H145V70H144V73L145 74H143V76L142 75H140V77L142 76L143 78L141 79V80H144V83L140 80V82L141 83H143V85L140 83V82H138V80H135L137 77V75H135V74H137V73H135L136 71H134V68L133 69H131L130 67L132 66H130L129 64H130V62L132 61V59H133V61H134V59H137V57H135V55L133 54V58L132 57H130L129 56V54H127L128 55V58L130 57V58H132L131 60H129V59H126V56H123V55H126L125 53H126V51H127V47L128 46H131L130 44H128V42L129 41H127L129 38H128ZM137 38H136V37ZM142 36L144 37V38H142ZM93 37V38H92ZM124 37H126V41H127V46H126V44H122L121 43V41L124 43ZM148 38V41L151 39V41H153V43H150L149 45L147 44V46L149 47V49H148V47L146 48V47H143V48H146V49H144L143 50V48H142V46H144V40H145V38ZM155 37V38H154ZM80 38V39H79ZM100 38H102V39H100ZM139 38V39H138ZM141 38V39H140ZM146 38V39H147ZM138 39V40H137ZM144 39V40H143ZM106 40V41H105ZM109 42H108V41ZM130 40V39H129ZM106 46H108V45H110V43H111V45L113 46L112 48H111V46H106L107 47V49L105 48V46L101 43V42ZM104 41V42H103ZM116 41V42H115ZM147 41V40H146ZM114 44H113V43ZM150 42V41H149ZM160 42V43H159ZM94 44V45H97V44ZM107 43V44H106ZM109 43V44H108ZM126 43V42H125ZM147 43V42H146ZM119 44H121V45H119ZM136 44V43H135ZM93 45V44H92ZM91 45V46H92ZM124 45L126 46V48L124 47ZM91 46H89V49L91 48ZM146 46V45H145ZM134 47H135V49H134ZM93 48H96L95 46H93ZM93 48L91 49V51L93 50ZM96 48V49H97ZM115 48V49H116ZM60 49V50H59ZM95 49V50H96ZM104 49V50H103ZM129 49V48H128ZM99 50V52L97 53V52H95V51H93L94 52V55L97 53V55L98 54H100V58H99V56L97 57L98 59H100L101 60V51ZM133 50H131V52H130V55L132 56V51ZM98 51V50H97ZM108 52H106L107 54H109V52H110V56H111V53H113L112 52V50H107ZM122 52V54H121V52ZM130 51V49L128 50V52ZM133 51V52H134ZM57 52H62V53H58L57 54ZM72 52H74V53H72ZM82 52V54H83V56L85 55V56H91L90 55V52H88L87 54H84ZM85 52V53H86ZM125 52V53H124ZM106 53H103V58H102V60H101V63L103 64L102 66H104L105 67V65H106V68L107 69H109V68H111L112 66H113V64H115L116 65V63H118V61L120 62L121 60L119 59L116 63H114L113 62V64L110 62V60H109V55L107 56V60L110 62H106V63H108V64H105V57H104V55L106 54ZM120 53V54H119ZM54 54H55V58H54ZM53 56V57H50V56ZM93 55V57H95ZM113 55H114V53H113ZM142 55V54H141ZM61 56L59 57L60 59H62L61 58ZM64 56V57H63ZM150 56V57H149ZM88 57V58H89ZM141 57V56H140ZM143 57V56H142ZM52 58V59H51ZM78 58V57H77ZM77 58H75L76 60H77ZM85 60H86V58L85 57H83ZM83 58H81V62L80 63H82L83 61H84V64H85V60L83 59ZM88 58H87V60H88ZM96 57H95V59L96 60H98ZM115 58H116V56H115ZM115 58H113L114 60H115ZM161 58V57H160ZM65 59H67V60H65ZM74 59V61L76 62V60ZM104 59V60H103ZM113 59H111V60H113ZM117 59V58H116ZM125 59H126V61H125ZM137 59V60H138ZM100 60L99 61H97V63H98V65H99V62H100ZM128 60H129V62H128ZM58 61H61V60H58ZM58 61H54V62H56V64H57V62ZM73 61V62H74ZM78 61H80V60H78ZM132 61V62H133ZM148 61V62H149ZM71 62H69L67 65H69ZM72 62V63H73ZM121 62V63H122ZM59 63H61V62H59ZM100 63V64H101ZM134 63H132L133 65H134ZM10 64V65H9ZM76 64H77V62H76ZM75 64V65H76ZM79 64V63H78ZM88 64V66L85 64V66H87L88 67V69H87V67H86V70H91V72L94 70V68H92V66H91V64L89 65V63H87ZM109 64H112V66L111 65H109ZM118 64H120V63H118ZM118 64L116 65L117 66V68H119V67H121V66H119L118 67ZM160 64H161V67H160ZM39 67H38V66ZM45 65H46V68H45ZM59 65V64H58ZM74 65V66H75ZM93 65V64H92ZM98 65H93V66H96V69H97V67H98ZM107 65H109L110 67L108 68V66ZM122 65V64H121ZM145 65V64H144ZM147 65H145V67L147 66ZM18 66H19V68H18ZM27 66V67H26ZM50 68H49V67ZM64 66V65H63ZM71 66V65H70ZM73 66V65H72ZM71 66V67H72ZM78 66V65H77ZM91 66V67H90ZM142 66V65H141ZM140 66V73H143V69L141 70V68L143 67H141ZM17 67V69H15ZM24 67V68H23ZM25 67H26V69H28V71L25 69ZM37 67V68H36ZM51 67H52V69H53V71H52V69H51ZM61 67V66H60ZM126 67H125V69H126ZM12 68V69H11ZM21 68V69H20ZM38 69V71L36 70V71H34V69ZM59 68V67H58ZM62 68V67H61ZM89 68H92V69H89ZM113 68V67H112ZM116 68V67H115ZM122 68V67H121ZM128 68H130L129 69V71H128ZM7 69H9L8 71H7ZM20 69V70H19ZM23 69V70H22ZM33 69V70H32ZM40 69V70H39ZM60 69V68H59ZM64 68H62V70H63ZM67 69V68H66ZM95 69V70H96ZM102 69H103V67H102ZM107 69H105V70H107ZM114 69V68H113ZM124 69V68H123ZM21 70L24 72L25 70L27 71V79L24 81V82H22L21 80L24 78L25 79V77L23 76L24 75V73L23 72H21ZM34 71V72H31V71ZM55 70H58V69H55ZM104 70V69H103ZM112 70V69H111ZM114 70H116V69H114ZM131 70V71H130ZM18 71H19V73H18ZM40 71V72H39ZM42 71V72H41ZM87 71V72H88ZM29 72H31V76H30V74H29ZM47 72V73H46ZM51 72V73H50ZM57 72H59V71H57ZM96 72V71H95ZM109 72V70L107 71V73ZM111 72V71H110ZM113 72V71H112ZM120 72H118V75H117V72H115V75H114V77L116 78V79H111V81L113 82H116L117 84H120V80H123L124 78H122L121 76L123 75H121L120 76V78L121 79H119V77L117 78V76H119V73ZM12 75H11V74ZM23 73V74H22ZM26 73V72H25ZM41 73V74H40ZM97 73V72H96ZM95 73V74H96ZM99 73L101 74V73H103V72H101L100 71V69L98 70V75H99ZM140 73H138V78H139V74ZM11 75V77L10 76H8V75ZM33 74V75H32ZM36 74V75H35ZM39 74V75H38ZM49 74H51L52 75V77H53V79H51L52 77H51V75H49ZM53 74H54V76H53ZM63 74V73H62ZM94 74V73H93ZM92 73H90V75H92V77L93 76H95V75H93ZM105 74V73H104ZM99 75V78L101 79V77L102 76H104V79H105V81H107L106 79L109 77V79H110V76L109 75H111L112 76V74H110V73H108V77L107 78H105L106 76L105 75ZM149 75V76H147V78H146V76L145 75ZM8 77H7V76ZM20 75V76H19ZM21 75L23 76V78H20L21 77ZM30 77H29V76ZM35 75V77L34 78H32V76H34ZM58 75H60V74H58ZM17 76H18V78L19 79H17L18 81H16V79L15 78H17ZM57 76V75H56ZM101 76V77H100ZM31 78L30 80V82H29V78ZM113 77V78H114ZM159 77V78H158ZM41 79H43V78H41ZM100 79H97V83H101V81H100ZM108 79V80H109ZM118 79V80H117ZM13 80V81H12ZM103 80V79H102ZM116 80V81H115ZM160 80V79H159ZM16 83H15V82ZM21 81V82H20ZM36 81V82H37ZM40 81H42V80H40ZM45 81H48V84H47V82H45ZM98 81H100V82H98ZM104 81V80H103ZM102 81V82H103ZM110 81V80H109ZM109 81H108V83H109ZM135 81H137V84H139V86L140 85H142V87H140L141 89V91L139 90V87L136 85V84H134V83H136ZM13 83V85H15L16 86V84H17V88L15 89V86H13L12 85V83ZM43 82V81H42ZM124 83L125 82V80H123V81H121V83ZM24 83V84H23ZM56 84H53V85H57V83H58V81H56L55 82ZM84 83V82H83ZM87 83V82H86ZM107 83V82H106ZM156 83V84H155ZM37 84V83H36ZM36 84H34V83H30V86H32L33 88H34V85H35V87H36V89L34 88V90H37V92H40V91H38V90H41V89H37V85ZM103 84H105L104 82H103ZM113 84V83H112ZM128 84V83H127ZM24 85V86H23ZM48 85V86H47ZM86 85V84H85ZM100 85H102V84H100ZM107 85V84H106ZM111 85V84H110ZM109 84H108V87L106 86L105 88H104V85H103V87L102 88H104L103 90H106V88H108L109 89V86H110ZM125 85V84H124ZM135 85H136V87H138V91H140V92H137V94H135ZM13 86V88H11ZM29 86V87H30ZM95 86H96V90L98 89V91H95ZM99 85L98 84H96L95 83V85L93 86L94 88H89V90H90V93L89 94H85L84 93V96L86 95H89V98H90V100H89V98L87 97V101H88V103H87V106H88V104L90 105L89 107L90 108H92L93 107V110H96L95 108L97 107H95V104L97 103L96 102V100L98 99L97 97H99L98 96V94L99 93H101V91L99 90V89H102L101 87H98ZM116 86V85H115ZM114 86V87H115ZM118 86V85H117ZM126 86V85H125ZM0 87V88H1ZM5 87V88H4ZM28 87V88H29ZM114 87L113 88H111V86H110V88H111V91H113V89H114ZM119 87H123V85H119ZM119 87H118V89H119ZM160 87V86H159ZM84 88H85V90H87L86 89V87L84 86ZM88 88V87H87ZM126 89V87H123L122 89ZM5 89V90H4ZM26 89V90H25ZM24 90V92H25V94L23 93V95H24V97L22 96H20L19 98L20 99H22V103L24 104V102H26L27 104H31V105H33V104H35L36 102H37V100H33L32 102H34V103H32L31 102V99L34 97L33 95V93L35 92L36 94H39V93H37L36 91H32L31 92V90L29 91V90H27V88H25ZM94 89V90H93ZM137 89V88H136ZM84 90V91H85ZM89 90H87V91H89ZM92 90V91H91ZM103 90H102V93H104L103 92ZM110 90V89H109ZM108 90V91H109ZM115 90V89H114ZM26 91H27V93H28V91H29V93L31 94H27L26 93ZM42 91V90H41ZM107 91V90H106ZM105 91V92H106ZM120 91H121V94H123L122 93V91L124 92V94H125V90H121L120 89ZM135 91V92H134ZM159 91H160V89H159ZM1 93V96H2V94H3V96H5L7 93ZM15 92L17 93V94H20L19 93V91H14L13 93L15 94ZM96 92V93H95ZM99 92V93H98ZM116 92H118L117 91V89H116ZM116 92H114V94L116 93ZM88 93V92H87ZM107 93H109V92H107ZM112 93V92H111ZM139 93V94H138ZM5 94V95H4ZM17 94L16 95H14V96H16L17 98H18V96H17ZM41 94V93H40ZM90 94H91V97H90ZM96 94V95H95ZM113 94V93H112ZM117 94H119V99H120V93L118 92ZM117 94H115L116 95V98L118 99V97H117ZM100 95V94H99ZM160 95V94H159ZM158 95V96H159ZM0 96V97H1ZM1 97V98H3V99H1V100H5L4 99V97ZM14 96L12 97V98H14ZM31 96H32V98H31ZM37 96V95H36ZM102 96V95H101ZM103 96H104V94H103ZM101 97V98H107V97H105V96H107V94L105 93V96L104 97ZM109 96H110V93H109ZM108 96V97H109ZM124 96H126L127 97V102L128 103H125V102H123V99H124ZM6 97V96H5ZM15 97V98H16ZM111 97V96H110ZM122 97V96H121ZM155 97V98H154ZM35 98H37V97H35ZM86 99V98H85ZM85 99H83L82 101H85ZM100 99V98H99ZM98 99V100H99ZM102 99V100H103ZM108 99H110V98H108ZM126 99V98H125ZM125 99H124V101H125ZM157 99H159V97H157ZM0 100V101H1ZM92 100L94 101V102H92ZM107 100V99H106ZM105 100V101H106ZM112 100V99H111ZM114 100V99H113ZM104 101V100H103ZM105 101L104 102H102V103H105ZM108 102H109V100H107ZM117 101V100H116ZM116 101H112L111 102V106L113 105L112 103L114 102V103H116ZM156 101H159V100H156ZM19 102H21L20 100H19ZM42 102V101H41ZM96 102V103H95ZM101 102V101H100ZM155 102V101H154ZM22 103H20V104H22ZM25 103V104H26ZM85 103V102H84ZM83 103V104H84ZM102 103L101 104H99V105H101L102 106ZM118 103H117V105H118ZM156 103V102H155ZM82 104V105H83ZM106 105H107V102L105 103ZM159 104V103H158ZM37 105H41V103L39 104V102H37L36 103V107H34V108H37V107H39V106H37ZM81 105V106H82ZM86 105V104H85ZM98 105V104H97ZM109 105V104H108ZM116 104H114L113 106H112V108H114V106H115ZM161 105V104H160ZM9 106V105H8ZM11 106H12V104H11ZM42 106V105H41ZM86 106V107H87ZM111 106H105L106 108H107V110H109V108H111ZM156 106V105H155ZM84 107V106H83ZM104 107V106H103ZM102 107V108H103ZM154 107V106H153ZM159 107H161V106H159ZM9 108H11L10 106H9ZM42 108H45V106H43ZM80 108V107H79ZM39 109V112H40V109H41V107L40 108H37V109H35V113H37L36 112V110H38ZM97 109H99V107H97ZM105 109V108H104ZM103 109V110H104ZM29 110V111H28ZM32 110H34L32 107H29L28 109H27V111L29 112V114L31 115V112H32ZM42 110V109H41ZM43 110H45V109H43ZM100 110H101V108H100ZM107 110H106V112H107ZM114 109H110V111H112V114H113V116H114V118H116V117H118V115H115V113H117V112H115V111H113ZM160 110V109H159ZM3 111V110H2ZM1 111V112H2ZM105 111V110H104ZM3 112H6V110L5 111H3ZM38 112V114L40 115V113ZM43 112L44 111H42L41 112V114H43ZM97 112H99V111H97ZM102 112V111H101ZM101 112H99V113H97V114H101ZM160 112H161V110H160ZM108 113H110L111 114V112H108ZM122 113V114H121ZM159 113V112H158ZM96 114V115H97ZM156 114V113H155ZM32 115H33V112H32ZM31 115V116H32ZM35 115V114H34ZM33 115V116H34ZM38 115V116H39ZM102 115H100L101 117H100V119L102 118L103 119V117H102ZM108 115V114H107ZM141 115H144V116H146L148 119H142V117H141ZM152 115V116H151ZM43 116V115H42ZM97 116H99V115H97ZM112 116V115H111ZM112 116V117H113ZM154 116H157V114L156 115H154ZM108 117H110L109 119H107ZM145 117V118H146ZM99 118V117H98ZM96 119V120H100V119ZM104 118V119H105ZM159 118H162V114L160 115V116H158V119L156 118V120H161V119H159ZM101 119V120H102ZM148 120H149V122H148ZM98 121H96V122H98ZM105 121H104V123H105ZM142 121V122H141ZM147 121V122H146ZM157 121V122H158ZM103 121H101V124H99V122L98 123H95V124H97V126L98 125H103V123H102ZM141 122V123H140ZM160 122V121H159ZM88 125H89V123H87ZM123 124V125H122ZM152 124V123H151ZM84 125V124H83ZM88 125H87V127H88ZM92 125H93V123H92ZM141 125V126H140ZM108 126V125H107ZM137 126H140V128H139V130H138V128H137V130H138V132H137V134H135L136 132H135V129L134 128H136ZM31 128V126H30V124H28V123H26V125L24 124L23 125V127H22V135H26L29 131H31L32 129H30ZM90 127H91V125H90ZM89 127V128H90ZM93 127V126H92ZM91 127V128H92ZM104 127H106V124H105V126L103 125L102 126V130H104ZM113 127V128H112ZM144 127V126H143ZM155 127H156V125H155ZM154 127V128H155ZM94 128V127H93ZM99 128V129H98ZM100 128L101 127H97V129L98 130H100ZM106 128V129H107ZM111 128H112V130H114L115 128H119V129H122V131H120V130H118V132H120V134L117 132V129L115 130V131H111ZM144 128V130L146 131V129ZM66 129H67V127H66ZM85 129H86V126H85ZM84 129V130H85ZM88 129V128H87ZM134 129V130H133ZM143 129V128H142ZM84 130H83V132H84ZM90 131L92 130V129H89ZM130 130L132 131V133L129 135L128 134V132H130ZM143 130V131H144ZM85 131H87V130H85ZM93 131V130H92ZM128 131V132H127ZM142 131V130H141ZM149 131H151V129L149 130ZM112 132V133H111ZM90 133V132H89ZM93 132H91V134H92ZM149 133H151V132H149ZM86 134V133H85ZM135 134V135H134ZM143 134V133H142ZM145 134V133H144ZM29 135V134H28ZM97 135V134H96ZM88 136V135H87ZM90 136V135H89ZM97 137H95V138H97ZM111 137V136H110ZM145 137V136H144ZM143 137V138H144ZM147 137V136H146ZM149 137L147 138L148 140H149ZM105 138V139H104ZM160 138H162V139H160ZM74 139V138H73ZM76 139V138H75ZM108 140L109 141V139H110V142H112L113 141V143H110V142H108V141H105V140ZM146 139V138H145ZM166 139H167V137H166ZM112 140V141H111ZM123 140H125V141H123ZM142 140V141H141ZM152 140V139H151ZM159 140H157L158 142H159ZM146 141V140H145ZM150 141V140H149ZM156 141V142H157ZM167 141V140H166ZM166 141L164 142V143H166ZM171 141V140H170ZM95 141H93V143H94ZM155 142V143H156ZM157 142V143H158ZM173 142V141H172ZM171 142V143H172ZM77 143V142H76ZM96 143V142H95ZM107 143H110V144H107ZM144 143L146 144V146L147 145H149L150 147H152V148H150L149 146H145L144 145ZM150 143H151V141H150ZM157 143H156V145H157ZM161 143V142H160ZM163 143V142H162ZM164 143L163 144H161V145H164ZM169 141L166 143V145L168 144L169 145ZM170 143V144H171ZM99 144L101 145L100 147H102V148H104V150H101V148H99L100 149V151L98 152V147H99ZM141 144H142V146L145 148V149H143L142 151L144 152V151H147V150H149V151H147V153H143L142 151H141V149L143 148L142 146H141ZM173 144V143H172ZM171 144V145H172ZM115 145H118V146H115ZM94 146V145H93ZM159 145H157V148H159L158 147ZM173 146H175V145H173ZM95 147V146H94ZM149 147V149H147ZM154 147H156V146H154ZM167 147V146H166ZM170 147V145L167 147V148H169ZM176 147V146H175ZM85 148V147H84ZM83 148V149H84ZM157 148H156V150H157ZM173 148V147H172ZM171 147H170V149L169 150H171L172 149ZM85 149H87V148H85ZM139 149H140V151H139ZM166 149V148H165ZM88 150V149H87ZM164 149H162V151H163ZM177 148H176V150H171V151H168V152H161V148H159L157 151H155V152H157L158 154H159V152H161V153H163V154H159V155H163V158L162 159H160V156H157L158 157V159H160V160H162L161 162H163L164 163V165L165 166H167V165H170V166H167V169L169 168H171L170 169V171H172L173 173H171L169 170H167V172H163V170H162V168L161 167H158V168H160V171H161V176L160 177H164V173H165V175L167 174V176H166V178H170L169 180V182L171 183V184H173L174 186H171L172 188L170 189V190H168L170 193L171 192H173L174 193V191H177V181L175 180V179H177V178H180L181 176L180 175H182V172L181 171H183V168L185 169L183 172V174L184 175H186L187 174V172H190V170L188 171V166L186 165V164H184L185 163V161L183 162V160L182 159H185L183 156H182V159H180V161L181 162H183L182 164H181V168L178 170V171H175L176 169L174 168L173 169V167H176L177 166V164H178V166H179V162L177 163V161H178V158H180V156H179V152L177 153ZM104 151V152H103ZM112 151V150H111ZM122 151H123V153H128L127 155L129 156V159H131V161H129V159H128V162H131V163H134L136 166H138V168L140 169L139 171H143V176L141 177V179H143V182L140 184L139 183V181L138 180H136L137 179V176H138V169H136L135 168V166L132 164L131 166L132 167H128L127 166V170H129L128 172H129V174H131L132 172V176H131V178L128 176L129 174H128V172H125L126 171V168H123V161H124V158H125V154L123 155V153H122ZM166 151V150H165ZM84 152V151H83ZM85 152H87V151H85ZM173 152V153H172ZM105 153V154H104ZM111 153V152H110ZM110 153H108V151H107V160H108V158H110L109 156V154ZM115 153H116V155H115ZM139 153V154H138ZM122 154V155H121ZM141 154V155H140ZM145 155V158L143 157L144 155ZM157 154V155H158ZM86 155V156H87ZM93 155V156H92ZM109 155V156H108ZM143 155V156H142ZM148 155V156H149ZM155 155H156V153H155ZM112 156H111V158H112ZM127 156V157H128ZM142 156V157H141ZM139 157H141V158H143V160H144V162H140V159L141 158H139ZM157 157H154L153 156V158H155L154 160H156V158ZM137 158H139V159H137ZM146 158H148V159H146ZM152 158V157H151ZM83 159V161H85ZM105 159V160H104ZM127 159H125V160H127ZM82 160V159H81ZM96 160V161H97ZM102 160V161H101ZM110 160V159H109ZM142 160V161H143ZM112 161H113V159H112ZM159 161V160H158ZM157 160L155 161V162H158ZM82 162V161H81ZM86 162V161H85ZM125 162V161H124ZM149 162V164H151ZM160 162V163H161ZM83 163V162H82ZM87 163V162H86ZM112 162H110V164H111ZM154 163V162H153ZM160 163H159V165H160ZM96 164V163H95ZM115 164V165H114ZM126 164H129V163H127V161H126ZM145 164V163H144ZM148 164V163H147ZM158 165V166H159ZM161 165H162V163H161ZM160 165V166H161ZM186 165V166H185ZM90 166H91V164H90ZM97 166H98V162H97ZM97 166L95 167L96 169H97ZM102 166V167H103ZM114 166V167H113ZM129 166H130V164H129ZM133 166H134V168H133ZM126 167V166H125ZM99 168V167H98ZM109 169V171L107 172V169ZM132 168V169H131ZM157 168V169H158ZM166 167H164V169H165ZM177 168V167H176ZM92 169V168H91ZM94 169V168H93ZM95 169V171H97ZM100 169H102L101 167H100ZM122 169H123V171L125 172H123L122 171ZM130 169L132 170L131 172H130ZM133 169H134V171H135V173H134V171H133ZM151 169V168H150ZM154 169H156V168H154ZM173 169V170H172ZM182 169V170H181ZM187 170V171H186ZM121 171L123 172L122 173V177L120 176V179L122 180V182H121V180L120 179H118L119 177V174L121 175ZM159 171V172H160ZM165 171V170H164ZM174 171H175V173H174ZM105 172H107V173H105ZM153 172V171H152ZM156 172V174L158 173V170H156L155 171ZM140 173V172H139ZM186 173V174H185ZM98 174H99V171H98ZM125 174L127 175V178H129V182H128V180H127V178H126V176H125ZM152 175H154L153 177H152V179L155 177V173L153 174V173H151ZM162 174H163V176H162ZM176 174H178V176H176V178H175V176H173V175H176ZM190 173H188L187 175H189ZM102 175V174H101ZM141 175V174H140ZM151 175V176H152ZM159 175V174H158ZM184 175H182V176H184ZM134 176H135V179H134ZM100 177H102V176H100ZM118 177V178H117ZM139 177V176H138ZM149 177V178H148ZM173 177V178H172ZM104 178V176H103V179H105ZM111 178H113V180L111 181ZM116 178L118 179V181L119 182H121L120 184H118V183H116L117 181H116ZM140 178V177H139ZM138 178V179H139ZM165 178V177H164ZM191 178V177H190ZM101 179V180H100ZM132 179L134 180L133 181V185H135V187L134 188H132L133 187V185L131 184L130 185V183H132ZM146 179V183L145 184H148V185H150L149 183H150V181L149 182H147L148 180ZM167 180V179H166ZM171 180H173V181H171ZM102 181V182H101ZM107 181H105V184H106V182ZM114 181H115V183H114ZM165 181V180H164ZM163 181V182H164ZM168 181V180H167ZM167 181H165L166 183H167ZM175 181V182H174ZM205 180H203V181H200V183L199 184H202L203 182H204ZM206 181H209L208 179L206 180ZM141 182V181H140ZM164 182V183H165ZM167 183V184H170V183ZM114 183V184H113ZM128 183H129V185L131 186L130 188L128 187L129 185H128ZM138 183H139V185H138ZM159 183V182H158ZM163 183V184H164ZM206 183V185L207 184H209L210 183V181H209V183H207V182H205ZM205 183L204 184H202L203 186H201L200 185V187L198 186V189H197V185H194V188H193V186H192V184H191V186H192V188L190 189V187H187V188H189V190H192L193 189V192H194V190H195V192H194V194H190L189 196H187V195H185L184 193H186V190H188L187 188L186 189H184V191L185 192H183L182 193V195L184 194L185 195V197L187 196V198L188 199H192V197H195L194 199H197V197H205V198H207L206 196L207 195H211V197H213L215 194H217L218 193V195L219 194H221V196L223 195L222 193L223 192H221V193H219L218 191V187L217 186H213L211 183L208 185V186H205ZM137 184V185H136ZM154 184V183H153ZM162 184V183H161ZM166 184V185H167ZM144 185V186H143ZM151 185H152V182H151ZM165 185V186H166ZM141 186H143V188H141ZM154 186H155V184H154ZM159 186V185H158ZM165 186H163V188L165 189V190H167L166 188H165ZM169 187H170V185H168ZM206 188H205V187ZM98 187L99 188H101V189H98ZM102 187H103V190H102ZM141 188V189H144L143 191L145 192V190H146V194L145 193H142V192H139V188ZM145 187V188H144ZM153 187V186H152ZM156 187V186H155ZM201 187H203V188H201ZM212 187H216L215 189L214 188H212ZM159 188H162V186L160 185L159 186ZM162 188V189H163ZM140 189V190H141ZM151 189V188H150ZM162 190L163 192L165 191V190ZM172 189H174V190H172ZM179 189V188H178ZM96 190L98 191V194L96 193ZM155 190V188L153 189V192H155L154 191ZM156 190H157V188H156ZM160 190V189H159ZM172 190V191H171ZM180 190V189H179ZM178 190V191H179ZM214 190H218V191H214ZM100 191H102L103 193H101ZM149 191H151V190H149ZM158 191V190H157ZM161 191V190H160ZM167 191V192H168ZM152 192V193H153ZM167 192H164V193H167ZM169 192L167 193V197H169L170 196V194H169ZM188 192V191H187ZM190 193H193L192 191H189ZM189 192H188V194H189ZM217 192V193H216ZM225 192V191H224ZM152 193H150V194H152ZM155 193H157L156 195H158V197L160 196L158 193H160V192H155ZM155 193H153V195L155 196ZM173 193H172V195H173ZM178 193V192H177ZM206 193H208V194H206ZM101 194H102V198H101ZM160 194H162V192L160 193ZM169 194V195H168ZM178 194H181V192L180 193H178ZM196 194V196H193V195H195ZM205 194V195H204ZM175 195V197H176V193L174 194ZM183 195V196H184ZM203 195V196H202ZM154 196H152L154 199H155V201L158 203L159 202V204L161 203V201H159L160 199H158V200H156V198L154 197ZM163 196H165V194L163 195ZM181 196V195H180ZM224 196V195H223ZM222 196V197H223ZM151 197V198H152ZM167 197H165L166 199H167ZM173 196H170L169 197V199L171 198V199H173V201L176 199V201H174V202H176V203H178V200H180L182 197H179V196H177V198H172ZM178 197L180 198V199H178ZM210 197V196H209ZM219 197V196H218ZM222 197H220V198H222ZM151 198H150V201H151ZM146 199V198H145ZM170 199V200H171ZM178 199V200H177ZM183 199V198H182ZM199 199V198H198ZM208 199V198H207ZM211 199V198H210ZM224 199V198H223ZM163 200H165V199H163ZM203 200V199H202ZM206 200V199H205ZM209 200V199H208ZM216 201V202H220V205L222 204V206L225 204V200H224V204L222 203V201L220 200L219 201V199H217V198H212V202H214V201ZM139 201V202H138ZM169 201V200H168ZM172 201V200H171ZM186 200H184V202H185ZM211 200H209V202H210ZM95 202H99L98 204L97 203H95ZM102 202V203H101ZM148 202H149V200H148ZM147 202V203H148ZM152 202V201H151ZM170 202V201H169ZM174 202H171L170 203V205L171 204H173ZM181 202V201H180ZM182 202H183V200H182ZM184 202H183V204H184ZM208 202V201H207ZM216 202L215 203H211V214L214 216L215 214H213V213H215L214 211H215V204H216ZM140 203V204H139ZM164 203H165V201H164ZM175 203V204H176ZM153 204H154V201H153ZM156 204V203H155ZM166 204L167 205H169L167 202H166ZM178 204H180V203H178ZM177 204V205H178ZM208 205H209V203H207ZM146 205H148V206H146ZM161 206L162 205H164L163 203L162 204H160ZM160 205H159V207H160ZM167 205H165V206H167ZM174 205V204H173ZM208 205H206L207 206V208L210 206H208ZM172 206V205H171ZM180 206V205H179ZM206 206H204V208L206 207ZM216 206H219V204H217ZM148 207V208H147ZM168 207H170V206H168ZM176 208H177V206H175ZM203 207V206H202ZM220 207V206H219ZM224 207H225V205H224ZM223 207V208H224ZM142 208V209H141ZM164 208V207H163ZM197 208H199V206H197ZM206 208V209H207ZM218 208V207H217ZM223 208H221V209H223ZM149 209V210H150ZM162 209V208H161ZM164 209H167V207L166 208H164ZM206 209H204V212H203V214H202V212L200 213V211H198V212H196V213H199L200 215H204L205 214V216H203L204 218H205V220H207V222H209V221H211V224L210 223H208V226H207V223L206 222H204V224L206 223V225H203V224H201V222L203 223V221H201L200 219H201V217L202 216H199V214H198V217H196L197 219L199 218V220L198 221H193L192 223V227H195V229H197L198 228V230H199V234L197 233L198 231L196 230V239H197V235H198V237H199V235H200V230L202 229L203 230V228L205 229V228H207L208 227V229H210L211 228V230H209L210 231V234L211 233H213V232H211V231H215V230H213V229H215L216 227H218V228H220L221 226H219L220 224V222L218 223V221H212L214 218H216V220L219 218V220H220V216H218L217 215V213H216V217H213L212 218V215L211 214H209V216L210 217H208L209 218V221H208V218H206V213H208L207 211L208 210H206ZM225 209V208H224ZM220 210V213L222 214V211H225V210ZM203 210V209H202ZM201 210V211H202ZM206 210V211H205ZM151 211V210H150ZM216 211H217V209H216ZM139 212V213H138ZM142 212H144V213H142ZM169 212V211H168ZM217 212H219V209H218V211ZM195 213V214H196ZM210 213V212H209ZM220 213H218V214H220ZM224 213V212H223ZM136 214V215H135ZM138 214V215H137ZM148 215H150L151 216V218H149V220H147V221H142V223L143 224H141L140 223V221L139 222H135V221H132V222H134V224L136 223V224H138V225H136V226H134V225H132L133 223L131 222V219L133 218V219H135V217H137V216H141L142 218H143V216L145 217V216H148ZM168 215H170V214H168ZM168 215H165V216H167V218H169L168 217ZM150 216H148V217H150ZM222 216H223V214H222ZM225 216V215H224ZM141 217H140V219H141ZM193 217V216H192ZM192 217L190 218V219H192ZM202 217V218H203ZM116 218H118L119 220L121 219V220H123V221H125V223H123V224H121L122 222H120V221H118V219H116ZM204 218H203V220H204ZM224 218V217H223ZM103 219H102V224L104 225H101L102 227V229H100L98 232H97V234L95 235L96 237H98L101 233L100 232H104V234L106 233L107 235H108V238H110L111 236H112V238H113V234H114V232H115V228H113L112 226V228H110L109 227V229L112 231V229L114 230V232H111L108 228H104L105 226H110L109 224L110 223H108L106 220L104 221V222H106L107 224H104L103 223ZM114 219H116V221H118V222H114V223H116V224H114L113 223V220ZM132 219V220H133ZM139 219V218H138ZM138 219L136 220V221H138ZM144 220L145 219H148L147 217L146 218H143ZM150 219L151 220H153L152 222L154 223V226L153 227H155V230H153V228H152V225H153V223L151 224V222H150ZM196 219V220H197ZM192 220H195V218L193 217V219ZM192 220H188V227L189 228H191V226H190V223H191V221ZM204 220V221H205ZM127 221H128V223H127ZM190 221V222H189ZM201 221V222H200ZM223 221H225V220H223ZM223 221H222V223H223ZM101 222V221H100ZM150 223L151 225H149L148 223ZM200 222V223H199ZM93 223V222H92ZM126 223L127 224H130V226L129 225H126ZM123 225V228L121 227L120 228V226L121 225ZM148 224V225H147ZM212 224H213V226H214V228H212V227H209V226H212ZM225 224V223H224ZM223 224V225H224ZM227 224H231V223H227ZM126 225V227H124ZM184 225H187V224H184ZM195 225V226H194ZM222 225V224H221ZM233 225V224H232ZM133 226V227H132ZM202 226H206V227H203L202 228ZM228 226V225H227ZM231 226V225H230ZM235 225H233L232 227H234ZM127 227H132L133 229H130V230H128L127 229ZM187 226H186V229H182V232L184 231L185 232V230H187V228H188ZM237 226H235L234 227V229L236 228ZM189 228H188V231L189 232H185L186 234L187 233H190L191 231L189 230ZM218 228H217V232H219V233H217V235L218 234H220L221 235V237H220V235H216V233L215 234H213V235H216L220 240H223V244L221 243V245L224 247L225 246V244L227 243V241H226V239L227 240H233L234 241V243H237V241H239L240 243H243V244H246V241H248V240H246L245 242L244 241H241V240H238L237 238V241H236V239L234 238L235 237V235H236V233L235 232H237L236 230H232L231 232H233V233H231V235L233 236V237H230V234H229V232H228V229L229 228H224V229H219V230H221V231H224L223 233L222 232H220V231H218ZM231 228V227H230ZM194 229V230H195ZM238 229V228H237ZM103 230H105V231H103ZM109 230V231H108ZM118 230V231H119ZM125 230H126V232H125ZM133 230V231H132ZM191 230H192V228H191ZM194 230H192V231H194ZM239 230V229H238ZM121 231H120V233L119 234H122L121 233ZM148 231H151V232H148ZM209 231L207 232L208 234L206 235V233H204V231H203V233L206 235H203V238H204V240H205V242H206V240H209L210 239V234H209ZM108 232L110 233H112V235H110L109 236V234H108ZM124 232L127 234H124ZM156 232H158V231H156ZM160 232V231H159ZM227 232H228V234H227ZM239 232L240 233H242L240 230H239ZM117 233V234H116ZM240 233H237L238 235L240 234ZM103 234V236H105V238L104 239H102L103 238V236L101 237V235L98 237V238H96L95 240H94V238H92L93 237V235H89L90 236V239H89V236L86 238L85 236V234H84V236L82 237L83 239H81V241L82 242H80V240H79V242L76 244V245H74V243H75V240L73 241V245H74V247L75 248H73L72 250H74V252H73V255H70V262H69V264L72 262V264H81V259H83L82 260V263L83 264H89L90 262V264H93L92 262H93V260L91 261V260H89V259H93L94 258V260H95V258L97 259V258H101V260H103L106 256H108V258H115L116 260H119L118 261V264H125V262H126V260L127 259H125L124 261L125 262H123L122 263V261L120 262V260H122V258H124V257H122L121 258V254L123 253V251H122V253H121V251H119V250H116L117 248H119L120 249V247H124V249L126 248V250L127 251H125L126 252V254H129V252H128V250L131 248V250H129V251H132V250H137L136 248V243L135 242H137V241H135L134 243H135V247L136 248H134L133 246H131V240L129 241L130 243H128V244H130L129 246H131L130 248H129V246L126 244V246L129 248H127L126 246H120V245H122V244H120L119 246H116V248L114 249V250H112V249H110V247H109V244H107L108 246H107V248L109 247V249L108 250H105V247H106V245L104 244V242H106V235H104ZM115 234L116 235H118V232H115ZM132 234V235H133ZM151 234V235H150ZM156 234L157 233H155V235H154V238L153 239H155V241H153L154 242V244L156 243V239H157V241H158V238H161V237H159V235L161 234V233H158L157 235H158V238H157V236H156ZM191 234H193L192 232H191ZM189 235V234H187V235H185L186 237L187 236H189V238L187 239V238H185V236H184V234H183V236H181V237H184V240L186 239L187 241L188 240H190V241H188L187 243H185V242H182L181 244L183 245V243H185V245L184 246H186V244L188 245V246H190V244L192 245L191 247H193V244H194V246H195V244L197 243V242H199L201 239H203L202 238V233H201V235H200V237L198 238L199 239V241L198 240H196L195 238H194V236L195 235ZM223 234L225 235V236H223ZM235 234V235H234ZM244 234V233H243ZM253 234V233H252ZM262 235V233L260 234V233H258L257 232V234L256 233H254L253 235ZM98 235V236H97ZM126 235V236H125ZM161 235H164V234H161ZM166 235L167 236H169L168 234H165V237H166ZM213 235H211V237L213 236ZM241 235V234H240ZM240 235H239V237H240ZM245 235V234H244ZM252 235V236H253ZM253 236V237H256L257 238V240H258V242L257 243H259L258 245H256L255 243V241L254 240H252L253 239V237L251 238V240L252 241H254V243H252V244H254L253 245V247H252V245L250 244V243H247V244H249V245H245V247H246V249H250V247L252 248L251 250H254L256 253H257V251H258V253L255 255V254H252V256H254L255 255V257L257 258V255L259 254V252H260V254H261V256L262 255H264V235L262 236V237H260V236ZM119 236V235H118ZM130 236V238H132L131 237V234L129 235ZM155 236H156V238H155ZM190 236H193V237H190ZM216 236H213L214 238L216 237ZM223 236V237H222ZM243 236V235H242ZM241 236V237H242ZM248 236H250V235H248ZM248 236H247V238H248ZM126 237V238H125ZM164 236L162 237V238H165ZM172 236L170 235V237H168L167 239H164V241L165 240H168L169 238V240L168 241H170V245H171V239L172 238H174V237H172ZM205 237L207 238V239H205ZM209 237V238H208ZM212 237V238H213ZM216 237V238H217ZM246 237V236H245ZM119 238V237H118ZM121 238V237H120ZM122 238H121V240H122ZM129 238V237H128ZM192 238H194L193 240L194 241H197L196 243L192 240V242H191V239ZM210 239L211 241L213 240H215L216 242L218 241L219 242V244H220V241L218 240V238L217 239ZM223 238H225V239H223ZM247 238H245V239H247ZM256 238H254V239H256ZM30 239V238H29ZM85 239V240H84ZM93 239V240H92ZM99 239V240H98ZM117 239V238H116ZM242 239H244V238H242ZM90 240H92L94 243H91L92 241H90ZM102 240H103V243H102ZM112 240V239H111ZM114 240V239H113ZM123 240V241H124ZM133 240H132V242H133ZM152 240V239H151ZM172 240H174V239H172ZM209 240V241H210ZM256 240V241H257ZM32 241V239H30V241L29 240H27V243L28 242H31ZM101 241V242H100ZM107 241H109V240H107ZM117 241H119V240H117ZM117 241H115V242H117ZM183 241V240H182ZM202 241V240H201ZM226 241V242H225ZM232 241V242H233ZM236 241V242H235ZM260 241V242H259ZM110 242V241H109ZM114 242V243H115ZM137 242V243H138ZM159 242L160 243H163V241H161V239H159ZM174 242V241H173ZM203 242V241H202ZM205 242L203 243V245H202V243L201 242H199V244H201L200 246L202 247V250H205L204 248H208L209 250H207V252L206 251H204V253H208L209 255H207V254H201L202 253V250H199V249H201V247L200 246H198L197 247V245L198 244H196V247H197V249L195 248V250L196 251H193V249H192V252L190 251V253H193V252H201L200 254L199 253H197L198 254V256L199 255H201V258H204V260L206 261V259H205V255H207L206 256V258H208V259H210V262L209 261H207V262H205L204 260H203V262H205V264L207 263V264H212V261H214L215 259L217 260V258H219V260H220V257H222V256H226L227 254H223V255H219V253H217V250L220 248H217V250H216V247L214 248L215 250H216V252H215V250H213V248H212V246L214 245H212V243H211V245L212 246H210L209 244H207V243H209V242H206V247L204 246L205 245ZM217 242V243H218ZM222 242V241H221ZM224 242H225V244H224ZM232 242L231 241H229L228 243L230 244V245H232ZM238 242V244L240 245V243ZM249 242H250V238H249ZM81 243H82V245H81ZM104 244V245H102V244ZM107 243V242H106ZM114 243H112V244H114ZM125 243V242H124ZM133 243V244H134ZM176 245H174L175 246V251L173 252L174 254H173V257H171L172 256V254L170 253V251H169V254H171V256H169V257H166L167 259H171V260H173V262L174 261H179L180 259L178 258L177 259V256H178V253L180 252L179 250V246L181 245H178L179 244V242H174ZM178 243V244H177ZM189 243V244H188ZM216 243V244H217ZM79 244H80V246H79ZM117 244V243H116ZM119 244V243H118ZM143 245L145 244V243H142ZM157 244V243H156ZM166 245V244H169V243H167V241H165L164 243H163V245ZM99 245H100V247H99ZM102 245V246H101ZM111 245V244H110ZM124 245V244H123ZM139 245V244H138ZM142 245V246H143ZM164 245V246H165ZM208 245H209V247H208ZM236 245V244H235ZM242 245V244H241ZM94 246L96 247V248H94ZM105 246V247H104ZM140 246V248H142L141 247V244L139 245ZM157 247H159V246H162V244H160L159 246L158 245H156ZM155 245H154V247H156ZM163 246V247H164ZM167 246V248L166 249H168V250H171V248H169V247H171V246H168V245H166ZM165 246V247H166ZM174 246L172 247V248H174ZM187 246V247H188ZM203 246H204V248H203ZM242 246H244V245H242ZM248 246H250V247H248ZM99 247V248H98ZM114 247V246H113ZM134 249H133V248ZM147 247H148V244H147ZM152 247H153V245H152ZM153 247V248H154ZM156 247V248H157ZM162 247V248H163ZM165 247H164V249H165ZM187 247H185L186 249L185 250H187ZM221 248L222 250H218V252L219 251H221L222 253H223V250L224 249H226V247H227V249L225 250V252H227L228 250H229V248L231 247V246H228L227 244H226V247L225 248ZM229 247V248H228ZM105 250H103V249ZM184 248V247H183ZM188 248H190V247H188ZM212 248V249H211ZM233 248H234V246H233ZM232 247H231V249H230V253H229V251H228V253H229V255L231 254V251H233L234 249H236V251H238V250H242L241 252H242V257L243 258H245L244 259V261L243 262H247L248 260V256L250 255V257L249 258H252V256H251V253L252 252H254V251H249V250H245L246 251V254L247 255H245L244 254V250L243 249H241V248H239V246H238V250H237V246H235V248L233 249ZM100 249H101V251H100ZM122 249V248H121ZM144 249H147L146 248V246L143 248V250ZM182 249V248H181ZM212 251H214L213 253L215 254H213V253H209V251L211 252V250ZM233 249V250H232ZM76 250V251H75ZM99 250V251H98ZM140 250H142V249H140ZM139 250V251H140ZM159 250H162V251H160L161 253L163 252V249H161L160 247H159ZM158 250V251H159ZM167 250V251H168ZM184 250V249H183ZM189 250V249H188ZM117 251L119 252V254L117 253ZM138 251V250H137ZM139 251L138 252H136V251H134V255H136L137 253H139ZM145 251V250H144ZM147 251V250H146ZM152 251V249L150 250L149 249V247H148V253H149V255L147 254L146 255V253L147 252H144L145 253V256L147 257V259H148V257H150L151 256V252ZM156 251V250H155ZM155 251H152V252H155ZM166 251V250H165ZM164 251V252H165ZM182 251V250H181ZM236 251H233V253L231 254V256L233 257L234 255V252H236ZM124 252V253H125ZM136 252V253H135ZM160 252H158V254L160 253ZM220 252V253H221ZM241 252H238V254L240 253L241 254ZM247 252H250V254L248 255V253ZM140 253H143V252H140ZM139 253V254H140ZM143 253V254H144ZM157 253V252H156ZM165 253H167V252H165ZM165 253H162L163 255L165 254ZM185 253V252H184ZM220 256V257H216L215 258V256L217 255V254ZM74 254L76 255H78V254H82V256L83 257H81V256H77L76 255V258H74V259H72L71 257H73L74 256ZM118 254V255H117ZM158 254H154V255H157V259H155V260H159L158 258H161V257H158V256H160V255H158ZM180 254V253H179ZM186 254V253H185ZM184 254V255H185ZM196 253H195V255H192V254H190L188 257L186 256V258L188 259L189 257H195L196 255H197ZM211 254V255H210ZM238 254L236 253V258H242V257H237L238 256ZM239 254V255H240ZM244 254V255H243ZM130 256L128 257V259L130 258V261H131V263H132V261H136V262H138V261H140V260H135L134 258H135V256L133 255L132 256V253H130L129 254ZM142 255V254H141ZM153 255V254H152ZM204 255V256H203ZM214 256V260H212L213 258V256ZM217 255V256H218ZM92 256V258H90ZM105 256V257H104ZM134 257L132 260H131V258L132 257ZM136 256H138V254L136 255ZM140 256V255H139ZM144 256V257H145ZM166 256H167V254H166ZM230 256V257H231ZM245 256V257H244ZM247 256V257H246ZM261 256H259L261 259H262V264H264V261H263V259L264 258H262ZM120 257V258H119ZM145 257V258H146ZM152 257V256H151ZM163 258H161V261H163L162 259H164L165 257L164 256H162ZM181 257H183V254L181 255ZM223 257V258H224ZM254 257V258H255ZM258 257V258H259ZM103 258V259H102ZM138 259H141V258H139V257H137ZM152 258H155V257H152ZM152 258H149L150 259V263H154L153 262V260H152ZM174 258H176V259H174ZM184 258V257H183ZM195 258H197L196 260H198V261H196V262H199V263H201L202 262V260L200 261L199 260V258L198 257H195ZM195 258H193V260L195 259ZM212 258V259H211ZM222 258V259H223ZM234 259V257H233V259L234 260H236L237 261V263L236 264H240L241 262L238 260V259ZM242 258V259H243ZM254 258H252L253 259V261H251V259H250V261H249V263H255V261H254ZM107 258H105V260H106ZM115 259H113L112 261V264H115V263H117V262H114V261H116ZM148 259V260H149ZM187 259L186 260H183L182 258H181V262H180V264H185L183 261H187ZM191 259V258H190ZM222 259L220 260V261H218L217 260V262H216V264H222ZM100 259H99V261H101ZM164 260H166V259H164ZM183 260V261H182ZM193 260H189V262L191 261V263H193V264H195L194 263V261ZM224 260V259H223ZM230 259H228V261H229ZM234 260H232V258H231V260L229 261L230 263L232 262V261H234ZM258 261H256V262H259V264H260V259H257ZM87 261H90V262H87ZM99 261H96V262H99ZM104 261V260H103ZM103 261H101V263H97V264H104L105 263V261L103 262ZM107 261L109 262H111V259H107ZM130 261H129V263H130ZM142 261V262H141ZM140 262L141 263H139V264H143L144 263V258L141 260ZM147 261V260H146ZM152 261V262H151ZM168 261H170V260H168ZM167 261V262H168ZM178 261L177 262H175V264L176 263H178ZM193 261V262H192ZM226 261H227V259H226ZM227 261V262H228ZM236 261H234V262H236ZM79 262V263H78ZM95 262V261H94ZM120 262V263H119ZM127 262H128V260H127ZM172 262V261H171ZM203 262H202V264H203ZM215 262H213V264L215 263ZM219 262V263H218ZM224 262V261H223ZM226 262V263H227ZM186 263H188V262H186ZM225 263V262H224ZM223 263V264H224ZM230 263H227V264H230ZM248 263V262H247ZM248 263V264H249ZM252 263V264H253ZM95 264V263H94ZM105 264H107V263H105ZM110 264V263H109ZM133 264H135V263H133ZM138 264V263H137ZM144 264H149V262L148 263H144ZM156 264V263H155ZM164 264V263H163ZM174 264V263H173ZM179 264V263H178ZM231 264H235V263H231ZM242 264V263H241ZM244 264H246V263H244Z\"/></svg>", "mask_w": 264, "mask_h": 264}]
</instances>
